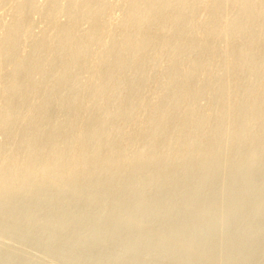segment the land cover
Instances as JSON below:
<instances>
[{
  "label": "rangeland",
  "instance_id": "374dc122",
  "mask_svg": "<svg viewBox=\"0 0 264 264\" xmlns=\"http://www.w3.org/2000/svg\"><path fill=\"white\" fill-rule=\"evenodd\" d=\"M100 1L101 0H94L93 3L91 2V6L93 5L92 7H96L100 3ZM102 1H104L103 2V8H102L100 15L98 16L99 19L97 18L95 20V22H98L102 26L103 31L101 29V31H99L98 38L95 39L94 41H90L87 39V35H86L87 33L86 32L90 29L92 23L91 22H83L80 20H72L73 19L72 14H75L77 12L76 10H78V8L80 7V6L77 7V5L74 4L73 0H66V1L60 0V2H59V0H31V1L30 0H28V1L27 0H0V42H1V40H4V42L0 44V48L2 47V49L0 50V97H3L4 99H6L8 96L9 97L11 96V93H14V92L16 93L18 90H20L26 86H28L27 92L29 91L28 94L30 95L26 99L25 102L22 101L21 103H19L20 101H14L15 103L12 102L11 104L7 105L6 107H1L2 109L0 108V121H1L0 122V164H1L0 165V169H1V171H0V184H2L4 181H6L5 184H7V185H5V184L0 185V196L4 195V193H5V196H2L0 198V248H1L0 249V264H8V263L9 264H104L105 262H106L105 264H114V263L115 264H138V262H139V264H169V263L170 264H176V263L177 264H200V263L201 264H211V263L212 264H219V262H220V264H264V257H262V256H264V246H262V245H264V243H262V242H264V218H262V217H264V163L261 162V161H264V155L260 156V153H259L262 149H264V142H262V143L260 142L261 141L260 137L262 138V141H264V134H262L264 132H261V131H264V128L261 129V127H264V124H262V122L261 123L259 122V120L261 121L260 117L264 116V115H261L259 113V111L261 113H264V112H262V110H264V109L261 110V108H262L261 106H264V102H262V104H261V99H262V101H264V97H262V96H264V85H262V84H264V74H262V73H264V69H262V68H264V59H262V58H264V57H262V56H264V51H260V53L258 52L261 49L264 50V45H262V44H264V43H262V42H264V40H262L261 44L259 43L260 45H257L258 42L256 44H254V42H255L254 40H256V38H259V36L262 35V32H264V30H260L262 27H258V28L256 27L260 31H258L256 28L255 29L254 28L253 29L247 28L248 30L241 29L239 31L235 30V31H231V37L229 36L230 39L228 37H224L223 35H221L220 37L216 36L215 37V38H217V40H216L215 38H213L212 32H214L213 28H218L219 25H221V20L220 19H217L216 21L212 20V19H214L213 11H211L212 7L210 8V6H206L208 8V10L207 9L205 10V8H206L205 5L197 6V7H199V9L196 7L194 10L196 14L193 12L192 16L189 17V19H186L185 23L187 22V24L181 23L182 25L180 24L175 29H170L171 32L169 30V34H167L168 30L166 31L164 29L167 25V22H166L167 20L165 22H162V23L157 24V25L154 24V25H156L155 27L147 25V27H145V28H140V29L134 30V29H132L131 24H129L127 19H126L128 11L130 9V6H129V4H131L130 1L129 2H128V0L127 1H125V0H102ZM31 2H34V3H31ZM66 2H68V3H66ZM55 3H56V5H55ZM57 3H60V4L58 5ZM24 4H26V5H24ZM32 4H34V6ZM67 4H69L70 6ZM78 5H80V4H78ZM27 6H28V8H27ZM55 6L56 7L59 6L60 8L57 7V8H59V9H57ZM16 8L18 9L17 11L15 10ZM54 8L56 10H54ZM70 8L72 10H70ZM21 9L23 10L22 13L19 12V11H22ZM64 9L66 10V13H65ZM202 9L205 12H201ZM231 9L232 10L229 11L230 17L231 16L234 17V16L238 15V12L240 13V11H238L240 8L238 9L236 7V10H235V7H234ZM58 12H60L62 14H60V13L58 14ZM233 12H235L234 16L232 14ZM70 13H71V15H70ZM177 13H178V10H175V12H171L170 15H172V17H173ZM202 13H204V14L202 15ZM209 13H210V15L208 16ZM197 14H198V16H197ZM16 15L18 17L19 16L20 17L14 18L13 16H16ZM192 17H193V19L191 21L190 19ZM201 17H203L204 19ZM50 18L51 19L54 18V19L50 20ZM199 19L201 20L200 23H199ZM13 20H14L15 26L12 25ZM76 22H78L77 23L78 25L76 24ZM190 22H192V24ZM209 22L211 23V26H209L210 25ZM17 24L20 26V28H18L19 26ZM51 24H52V26H51ZM55 24L56 25L58 24V26H56V28H54ZM70 24L74 25L75 32H73V33L71 32V29H69ZM161 24L163 25L162 27H161ZM215 24H216V26H215ZM22 25H23V27H22ZM185 25H187V26H185ZM5 26L6 27L8 26L7 28H10L7 32L8 33L7 36H6L7 33L5 32L7 30H4V28L7 29ZM12 26L15 28L13 29ZM191 27H193V28H191ZM202 28H203V31L201 30ZM12 29L15 31L14 34H13ZM52 29L54 30V32L52 31ZM65 29H67V30H65ZM162 29H164V30H162ZM192 29L194 30V33L192 32L193 31ZM198 29H199V31H197ZM251 29H252V31H251ZM262 29H264V28H262ZM57 30H58V32H57ZM128 30H129V32H131L130 37H125V33ZM205 30H207V31H205ZM254 30H256V31H254ZM18 31L21 32L19 36H18V34H19ZM245 31L246 32L249 31L250 33L247 32V34H246ZM62 32H64V33L62 34ZM79 32H82V33H79ZM110 32L112 33L111 34L112 36L110 35ZM158 32H160V34H158ZM162 32H163V34H162ZM183 32L185 34H183ZM256 32H260L261 34L258 35V33H256ZM46 33H48V34H46ZM78 33L80 34V36ZM115 33L118 34V36ZM188 33H191V34L188 35ZM234 33H236L238 36ZM252 33H253V36H252ZM254 33H256V34H254ZM4 34H5V36H4L5 39L3 38ZM12 34H13V36H12ZM50 34H52V36H56V38H54V41H53V42H55V40H56V42H55V44L52 42L47 47L43 43H44V40H46V38L48 36H50ZM69 34H70V36H69ZM72 34H74L75 36L73 35V37H72ZM113 34H114V36H113ZM121 34L124 37L121 36ZM206 34H208V35H206ZM241 34H244V36L242 35L243 36L242 37ZM248 34H250V35H248ZM107 35H108V38H107ZM172 35L174 37H172ZM204 35L207 36V38ZM14 36L16 37V39ZM136 36H137V38H135ZM155 36H157V37L155 38ZM198 36H200V38ZM57 37L60 39L58 40ZM140 37H142V38H140ZM195 37H197V38H195ZM139 38L142 40H140ZM237 38H238V40H237ZM252 38H254V39H252ZM66 39H68V41ZM209 39L213 42H211ZM218 39H221V40H219V42L216 43L215 41H218ZM233 39H234V42H232ZM15 40H17V41H15ZM62 40H64V41L62 42ZM126 40H129V41H126ZM137 40H139V41H137ZM246 40H247V42H246ZM76 41H78V44L75 45ZM80 41H81L82 45H81ZM143 41L146 45L145 44L141 45ZM135 42H138V44ZM170 42H171V44H170ZM205 42H207V44H205ZM223 42H225V43H223ZM12 43H13V45H12ZM177 43L178 44L183 43V44L178 45ZM210 43L213 45H211ZM218 43L220 45H218ZM226 43H227V45H226ZM234 43H236L237 45ZM244 43L247 46H244ZM52 44H54V46ZM115 44H119V45H115ZM132 44H133V46H132ZM224 44L226 45V48H227L226 50H224V52L226 51L225 53L222 52L223 49H225V48H223V47H225ZM84 45H85V52L83 53L82 56H80L81 54L79 53V49L81 48V46H84ZM121 45H122V47H124V49L122 47H120ZM140 45L142 46L141 48L139 47ZM221 45H223V46H221ZM241 45L243 46V49H245V50L242 49ZM50 46H52V49L49 48ZM60 46L62 47V49L58 48ZM68 46H72V47L68 48ZM76 46H77V48H76ZM168 46L170 47L171 50H169ZM41 47L42 48L44 47V49L41 50L42 49ZM46 47L49 49L45 50ZM232 47H234V48H232ZM102 48H104L103 52H102ZM139 48L141 49V51H138ZM146 48H147V50H146ZM162 48H164V49H162ZM198 48L199 49L201 48V49L199 50ZM239 48H241V49L239 50ZM188 49H190L191 51ZM216 49H218V50H216ZM10 50H12L13 53H10L11 52ZM53 50H55L56 52ZM65 50H66V52H65ZM159 50H160V52H159ZM230 50L231 51L233 50V51L231 52ZM235 50H236V52H235ZM247 50H249V51H247ZM104 51L107 54H105ZM116 51H118V52H116ZM54 52H55V54H54ZM189 52H192V53H189ZM207 52L209 55L207 54ZM210 52H212V53H210ZM214 52L216 53V55ZM70 53H72V54H70ZM111 53H115L116 55L111 54ZM126 53L128 54V56L126 55ZM144 53L146 54V56L144 55ZM158 53L160 55L162 54V56L160 57V55ZM221 53H223V54H221ZM258 53L260 55L262 54V56L258 55ZM31 54H32V56H31ZM36 54H38V55L36 56ZM56 54H58V55H56ZM74 54H75V56H74ZM8 55L11 56V58L8 57ZM178 55H180V56H178ZM189 55H190V57H189ZM40 56H42V58L44 60ZM101 56H102V58H101ZM139 56H140V58L138 59ZM153 56H156V57L154 58ZM232 56L235 57L234 59L236 61H234ZM25 57L27 60L25 59ZM182 57H184V58L182 59ZM238 57H239V59H238ZM242 57H244L243 58L244 60L240 59ZM249 57H250V59H249ZM258 57H260L259 59H261V60L255 59ZM13 58H15V59H13ZM22 58H24V59H22ZM119 58H120V60H119ZM157 58H158V60H157ZM178 58H180V59H178ZM220 58H221V61H218V60H220ZM50 59H52V60H50ZM203 59H204V61H203ZM231 59L233 61L228 62V60H231ZM254 59H255V61H254ZM17 60L20 62L17 63ZM209 60H212L213 62L209 63L210 62ZM42 61H44V62H42ZM110 61H113L114 63H112ZM171 61L174 64V66L171 65L172 67L170 65H168V64H172ZM180 61L183 64H181ZM191 61L193 63H190ZM200 61H202V62H200ZM253 61L255 62V64L253 63ZM21 62H23V63H21ZM198 62H199V64H198ZM220 62H223L224 64L220 63ZM230 62L233 64V66ZM15 63H16V65L17 64L18 65L16 66ZM42 63L44 65L47 63V65L44 66ZM94 63L96 65H98L97 67L102 66L101 68H97L98 73L95 71H93V72L91 71V70H94L93 69ZM212 63H217V64L212 65ZM218 63L221 65L223 64L224 66L223 65L219 66ZM241 63L244 65H242ZM245 63H246V65H245ZM250 63L251 64L253 63V64L251 65ZM37 64H39V66ZM41 64L43 65V67ZM66 64L68 66V69L66 67ZM122 64H124V65H122ZM138 64H139V66H138ZM20 65H21V67H20ZM24 65L27 67L28 70L26 69V67ZM49 65H51V66L48 68ZM63 66H65L66 68ZM112 66L114 68H112ZM133 66H134V68H133ZM198 66H200L199 68L200 69L202 68V70L196 69ZM204 66H206V67H204ZM240 66H243V67H240ZM244 66L247 67L246 70L242 69V68H244ZM254 66H255V68H254ZM259 66H262V68H259ZM34 67H36L37 70ZM145 67H148V68L145 69ZM175 67H177V68H175ZM203 67H204V69H203ZM207 67H209L210 69H208ZM225 67H226V69H225ZM13 68H14V70H12ZM171 68H173V69H171ZM214 68H216V69H214ZM238 68H240V70H238ZM105 69H106V71H105ZM232 69L235 71L233 72ZM251 69H252V71H251ZM34 70H35V72H34ZM44 70L45 71L48 70V71L44 72ZM61 70L62 71L64 70V71L62 72ZM203 70H205V71H203ZM208 70H210V71H208ZM224 70L226 72H224ZM149 71H150V73H149ZM195 71H197V72H195ZM211 71H212V73H211ZM118 72H119V74H118ZM198 72H200V73L198 74ZM206 72H207V74H206ZM215 72H217V74L218 73L222 74L223 77L215 74ZM242 72H243V74H242ZM246 72H247V74H249V77L247 76ZM250 72H251V74H250ZM41 73L42 74L44 73V76L41 75ZM254 73H257V74L254 75ZM13 74L16 77H19V76L21 77V78H18L17 83L14 82L15 80L13 79L14 78ZM99 74H100L101 78H100ZM106 74L108 76H106ZM148 74H150V75L148 76ZM155 74H158V75H155ZM237 74L238 75L240 74V76H238ZM260 74L262 77L259 76ZM120 75H122V76L120 77ZM196 75H198V77ZM236 75H237V79H236ZM28 76H30V78ZM191 76L195 79H193ZM216 76H217V78H215ZM245 76L248 78L247 80H246ZM149 77L152 79H150ZM184 77L186 80L184 79ZM201 77H204V79ZM254 77H256V78L254 79ZM145 78H147V79H145ZM228 78H229V80L231 78L232 79L230 81H228ZM239 78H241V79H239ZM252 78L254 81L257 80L256 83L252 80ZM56 79L58 80V82ZM180 79H182V80H180ZM187 79H190V81ZM221 79L223 82L221 81ZM226 79H227V81H226ZM235 79H236V82L234 81L231 83V81H233ZM10 80H11V82H10ZM261 80H262V82H260ZM53 81H54V84H52ZM169 81H171L172 83L170 82V84H168ZM186 81H187V83H185ZM191 81H192V83H191ZM214 81H216V82H214ZM239 81H241V82H239ZM101 82H102V84H101ZM104 82H106V83L104 84ZM111 82H113L115 85L111 84ZM194 82H196V83H194ZM237 82H238V84H237ZM242 82H243V84H242ZM244 82H246L247 84ZM107 83H108V85H106ZM132 83H134V84H132ZM235 83H236V85H235ZM50 84H51V86H50ZM148 84L150 86H148ZM165 84H168V85L166 86ZM245 84L248 87H246ZM257 84H259V85H257ZM17 85H19V87ZM111 85L114 86L115 90H112L113 86H111ZM134 85H139V86H134ZM22 86H24V87H22ZM108 86L110 89L108 88ZM120 86H121V88H120ZM11 87H13V88H11ZM199 87H201L202 89H200ZM218 87H220V88H218ZM236 87H237V89H236ZM37 88L38 89L40 88V89L37 90ZM118 88L120 89V91ZM162 88L165 91L162 92ZM166 88H167V90H166ZM204 88L205 89L207 88V89L205 90ZM180 89H182V90L178 91ZM186 89H188V91ZM191 89H192V91H191ZM244 89H245V91H244ZM248 89L250 91L253 89L254 91L250 92V91H248ZM32 90H33V92H32ZM116 90L118 93L115 94ZM159 90H161V92ZM183 90H186V91H183ZM220 90H221V92H219ZM226 90H228V91H226ZM237 90H238V92L241 91L243 93V95L241 94V92L238 94H234V93H236ZM34 91L37 92V94H35ZM137 91H139V92H137ZM149 91L152 93H150ZM194 91H195V93L193 94L192 92H194ZM208 91L212 92V93H208ZM217 91H218L217 94L214 93ZM231 91L232 92L234 91L233 94ZM30 92H32V93H30ZM111 92L113 95L110 94ZM181 92L183 94H181ZM184 92L187 94L184 95ZM247 92H249V93H247ZM259 92H262V93H259ZM163 93H164V95H163ZM198 93L201 95V97H199ZM227 93H228V95H227ZM245 93H247V94H245ZM48 94L50 96V99L48 97ZM212 94H213V96H215L214 98H217V99H214L212 97ZM220 94H222L221 95L222 97L220 96ZM224 94H225V96H224ZM253 94H254V96H253ZM124 95H126V96H124ZM152 95H154V96L152 97ZM172 95H173V97H172ZM174 95L176 97L179 96V98H178L179 101ZM189 95L191 97L192 96L193 97L191 98ZM194 95H196V96H194ZM216 95H218V96H216ZM232 95L235 97L233 98ZM236 95L239 97L238 100L236 99ZM251 95H252V97L249 98V96H251ZM259 95H261V97ZM104 96H106L107 99L104 98ZM108 96H109V98H108ZM112 96H113V98H112ZM180 96H181V98H180ZM245 96H246V98H249V99H246ZM170 97H171V99H170ZM209 97H210L211 101L210 100L208 101ZM243 97L245 98V100L242 99ZM29 98H30V100H29ZM154 98H157V100L154 101ZM185 98H187V99H185ZM225 98H226L227 102H230V105H229V103H227L224 100ZM255 98H257V99H255ZM40 99L41 100H43V99L48 100V104L46 107L47 110L45 109L44 110L45 112L43 111V114L37 113V112H30V114H28L29 112H28L27 108L29 106H32V104L38 103ZM94 99H96V100H94ZM131 99H133V101ZM167 99H168V101H166ZM194 99H196L197 101ZM218 99L220 101L223 100V102L221 103ZM240 99H242V101ZM128 100L129 101L131 100V101L128 102ZM169 100H170V102H169ZM172 100H174L175 103H177V104H175L174 101H172ZM185 100H187V101H185ZM83 101H85V102H83ZM252 101H254V102H252ZM257 101H259V103ZM98 102H100V103H98ZM235 102L238 104H235ZM245 102H247V103L245 104ZM248 102H249V104L250 103L251 104L249 105ZM255 102L257 103L256 108H255V104H256ZM66 103H68V104H66ZM211 103H214L215 105L211 104ZM84 104H86V105H84ZM115 104H117L118 107ZM118 104L122 105V107L119 106ZM124 104H125V107L128 105L126 108H129V109L124 108ZM153 104H155L154 107L152 106ZM183 104H184V108H182ZM193 104H195V106ZM197 104H199V107ZM218 104H221V105L223 104L222 105L223 107L221 105H218ZM147 105L149 107L146 108ZM234 105H236V107ZM251 105L256 110H254ZM82 106H83V108H82ZM172 106H173V108H172ZM180 106H181V108H180ZM188 106L193 108V109L191 108L192 112L197 110V111H195L196 114H195V112L192 113L191 111H189L188 109H190V107H188ZM210 106L213 109L212 108L210 109ZM242 106H243V108L245 106L244 109L247 111H250V112L247 113V111H245V110H243V108H241ZM79 107H80V109H78ZM174 107H177L178 109H176ZM197 107L200 109H198ZM215 107H218V108H215ZM74 108H76V109H74ZM116 108H117V110H116ZM122 108H123L124 112L122 111ZM161 108L163 110H161ZM229 108H230V110H229ZM237 108H238V110H237ZM146 109L147 110L149 109V110L147 111ZM150 109H152V110H150ZM166 109H169V111L168 110L166 111ZM184 109L186 112L187 111L190 112L188 117H187L188 112L185 113ZM203 109L205 112L203 111ZM231 109H233V110H231ZM257 109H258V112L256 113ZM26 110L28 113L26 112ZM145 110H146V113H145ZM154 110L158 113H155ZM174 110L177 112H175ZM179 110H183L184 112H181L182 114L180 113L181 115L178 116L177 114L179 113ZM198 110H199L200 114L198 113ZM200 110H202V111H200ZM234 110H236L237 115H238V112H240L238 117H237L236 112ZM117 111H119V112H117ZM120 111H122V112H120ZM134 111H135V113H134ZM150 111H151V113H150ZM241 111H242V113H241ZM244 111L248 115H245ZM107 112H109V113H107ZM139 112H140V114H139ZM165 112H167V113H165ZM170 112H172V113H170ZM227 112H232V113L226 114ZM31 113L35 116V118ZM112 113H114V114L116 113V115H114ZM118 113H119V115H117ZM149 113H150V115H149ZM160 113H162V114H160ZM220 113H222V115H220ZM234 113L236 116L234 115ZM253 113H255V115ZM25 114L27 115V117L29 119L26 117ZM124 114H128V115L131 114V115H129V116L127 115V117L125 115L124 117H122ZM133 114H134V116H136V118L138 117L137 122H139V123L136 122V120H135L136 118L134 116L132 118ZM143 114H144V116H143ZM151 114H152V116H151ZM159 114H160V116H159ZM163 114H164V116H162ZM229 114H230V116H229ZM243 114L245 116L242 117L243 118L242 119L241 115L243 116ZM251 114H253V115H251ZM257 114H258V116H257ZM41 115L43 117H41ZM107 115H109L111 118ZM167 115H169V116H167ZM182 115H184V116H182ZM199 115H201V117ZM30 116L33 119L30 118ZM36 116H37V118H36ZM105 116L107 117L106 119H108V118L110 119V120L108 119L109 120L108 123L106 122L108 120H106V119L104 120ZM141 116L144 117V118L142 117L143 118L142 121H141ZM180 116L184 117V118H181ZM192 116H194L193 117L194 119L192 118ZM207 116H208V118H206ZM212 116H214V117H212ZM220 116L221 117L223 116L224 118H220ZM228 116L230 119L231 118L234 119L235 124H234L232 119L230 120L228 118ZM233 116H235V117H233ZM246 116H248L247 117L248 120L244 119ZM6 117H8V118H6ZM119 117H122V118H119ZM163 117L166 118V121L164 119L162 120ZM175 117L177 119H175ZM178 117L180 118V121H181V119H185V121H186L185 123L188 125V126L186 125L188 134L186 132L185 137L188 138L191 135H193V136L196 135L197 137L195 136L193 138V136H192L189 139L183 140V138H185L183 135L181 137L183 142L182 141H180V142L182 144H185V145H181V151L179 153V155H181V156L183 155V156H182V158H181V156L179 157V155H177L178 157L174 156L175 157V160H174V158L172 156H171L172 158L170 157V155H173V154H171L172 151L171 152L169 151V150H172L173 148H170V145L167 144L166 142H167L168 138H171V140H173V137L176 136L174 129H177L178 128L177 126L181 125V122L179 121ZM209 117H211V118H209ZM252 117H253V120L250 119ZM257 117L259 118V120H257L258 119ZM5 118H6V120H5ZM100 118H102L104 123L106 122L105 123L106 125L104 123H102V120ZM148 118H150L151 120L150 119L148 120ZM152 118H154L153 121H152ZM159 118L161 119V121ZM199 118H201L202 121L204 119L203 122H205V119H207L206 122L207 121L208 122L207 123L205 122V126H207L206 124L209 123L208 127L210 126V121H211L213 123V124H211V126L213 128H208V127L206 128L204 126L203 122H201V120H198ZM7 119H10V120H7ZM27 119H28V121H27ZM53 119H55V120H53ZM224 119H226V120H224ZM227 119L232 121L233 124H232V122L230 124V121ZM235 119H240L237 121L239 123H236ZM249 119L252 122L248 123V121H250ZM29 120H30V122H29ZM46 120L47 121L49 120V121L47 122ZM156 120H157V122H156ZM173 120H178V121H174V124H173ZM244 120H246V122ZM8 121H10V122H8ZM11 121L15 122L16 124L12 123ZM23 121H25V122H23ZM117 121L118 122L120 121L119 124L117 123ZM199 121H200V123H199ZM242 121H244V123ZM257 121L260 123V124L258 123L259 125L257 124ZM262 121H264V119H262ZM7 122H8V124H7ZM49 122H50V124H49ZM82 122H83V124H82ZM140 122H142V123H140ZM148 122H150V124ZM167 122H169L171 125L170 124L168 125ZM177 122H179V123H177ZM215 122H217L218 124L222 123L219 126H222V127L225 126L224 127L225 129H227V127H228V130H227L228 133L224 128L219 127L218 125H214V124H217ZM1 123L3 125H1ZM17 123L20 126V128H17V126H16ZM28 123L29 124L31 123L33 125L32 128H31V124L29 125ZM56 123L57 124L59 123V124L57 125ZM154 123H155V125H154ZM156 123H158V125L161 126L162 129L160 127L157 128L158 125ZM201 123L203 124V126ZM227 123L230 124L231 129H229L230 128L228 126L229 124L226 125ZM252 123L255 124V127ZM20 124H22L24 126H22ZM35 124H36V126H35ZM54 124H56V126H58V127H56ZM115 124H117L118 126L117 125L115 126ZM120 124L122 126H120ZM151 124H152V127H151ZM178 124H180V125H178ZM190 124H192V125H190ZM62 125H63V127H62ZM173 125L176 126L177 128H175ZM194 125L198 126L197 127L198 131L196 134H195L196 129L194 130V128H196V126H194ZM237 125L239 126V128ZM71 126H74V127L77 126V127L74 128ZM79 126L82 128H80ZM132 126L133 127L136 126L137 129L135 127L133 128ZM163 126H166V127L164 128ZM172 126H173V128H172ZM183 126H185V124ZM217 126L219 128H217ZM259 126H260V128H259ZM24 127H25V129L27 128L26 130H29L30 128L32 130L30 129V131L24 132L25 131ZM35 127L37 129L36 132L35 133L31 132L34 130ZM44 127L46 128V130H44L45 129ZM101 127H102V129H101ZM123 127H124V129H123ZM150 127L152 129L148 130V129H150ZM204 127H205V129H204ZM242 127H243V129H242ZM245 127L248 129H246ZM11 128L14 129L15 131L12 130ZM64 128H66L67 132ZM69 128H70V130H68ZM77 128H80V129H77ZM98 128H100V130ZM140 128L142 129L141 131H140ZM154 128H156L155 130H158V131H156V133L154 132ZM186 128L184 127L185 130H186ZM214 128L218 129V130H213ZM20 129H22V130H20ZM112 129H113V131L117 130L116 131L117 133L112 131L114 134L113 133L111 134L110 130H112ZM118 129H121V130H118ZM165 129H166V131H165ZM190 129H191V131H190ZM235 129H237V131ZM239 129L240 130L242 129L241 132L239 131ZM254 129H255V131H254ZM38 130L39 131L42 130V131L39 132ZM85 130H87V132ZM135 130H136V132H135ZM160 130H161L160 133L163 136H165V138L163 136H161V134L159 133ZM210 130H213V131H210ZM244 130H246V132ZM256 130H258L260 133ZM21 131H22V133H21ZM37 131H38V133H37ZM89 131L92 132L93 134L88 135ZM169 131H171V132H169ZM172 131H174L173 132L174 135H172ZM192 131H193V133H192ZM202 131H205V134ZM207 131H208V133H207ZM233 131H235L236 134ZM78 132H80V133L86 132L87 135H85V134L81 135ZM201 132L204 134L203 136L209 135L211 138H213L212 141L213 140L217 141L219 138L220 139H226L228 141L229 145L223 146L222 149L218 148L219 152L218 151L216 152L217 147L212 146V144L215 141L212 142L211 138L209 136H208V139L205 140L206 138L201 135L202 134ZM214 132H216V133L220 132V134L217 133L219 135L216 136L217 134ZM222 132H223L224 138L222 136ZM229 132H231V133H229ZM232 132H233V134H232ZM237 132H238V134H237ZM109 133L112 136L115 135L116 137L113 136V138L110 139L109 137H111V136ZM138 133H139V135H138ZM140 133L142 136L140 135ZM225 133H227L228 135L225 136L226 135ZM239 133L242 134V135L240 134V138H238ZM255 133L256 134L258 133V135L256 136ZM33 134L34 135L36 134V136H34ZM108 134H109V136H108ZM118 134H120L119 135L120 137H118ZM134 134L138 136L137 139L142 137L139 139L140 140L139 143H138L139 140L133 139L135 137ZM156 134H159L161 138L159 137V135H156ZM164 134H166V135H164ZM230 134H232V135H230ZM245 134H248V135H245ZM76 135L78 136V138ZM150 135H152V136L150 137ZM167 135H168V137H167ZM153 136H154V139H153ZM155 136H156V138H155ZM236 136H237V138H234ZM243 136L244 137L248 136V137L247 138L245 137L246 138V140H245V139H243L244 138ZM29 137H31V139ZM32 137H33V140H32ZM131 137H132V139H131ZM196 138L198 139L199 143H201V146H200V144L197 143L198 141L196 140ZM254 138H255V144H254ZM109 139H110V141H109ZM148 139H149V141H148ZM152 139L155 141L153 142ZM200 139L201 140L203 139L202 140L203 142H201ZM237 139L238 140L241 139V142L243 144L245 141L247 142V143L245 142L246 145L245 144L243 145V144H241L240 141L239 142L237 141L238 145L240 146V149H239L240 151L237 150L239 148L237 143H234L235 145L232 144V141L233 140L236 141ZM250 139L253 142H251ZM30 140L33 142V144ZM76 140L77 141H83V142L86 140V142H84L85 144L83 143L76 148V146H75V142H77ZM131 140H134V141H132V143H136V146H134L135 144L131 145V147L128 146V145L132 144ZM171 140L169 139V141H171ZM187 140L189 142H187ZM256 140L259 142H257ZM135 141H137V142H135ZM163 141H165V142H163ZM184 141H186V142H184ZM193 141H195V142H193ZM206 141H209V142L211 141L210 145H208L209 142H206ZM190 142L192 143L191 145H190ZM164 143H166V145L163 146ZM187 143H188V145H187ZM204 143H205V145L206 144L207 145L205 146ZM27 144L28 145L30 144L32 146H34V144H35V146L30 147ZM138 144H140V145H138ZM156 144H158V146H160V147H158ZM194 144H196V147H195L196 151L193 150V149H195ZM247 144H249V146ZM26 145L28 146L27 148H26ZM189 145H190V148H191V146H193V145L194 146L191 148V150L189 149V151H188V149H186V153H188V154H186L187 155L186 156L185 152H184V150H185L184 148L186 146H189ZM202 146H203V148H201ZM232 146L235 147V149ZM244 146H246V147H245V149H243L244 150L243 151L242 148ZM250 146L252 148H254V150ZM256 146H258V147L256 148ZM81 147H82V149H81ZM125 147L127 149H125ZM132 147H134V148L140 147L139 149H142V147H143V149L146 151V153H145V151L143 152L144 154L139 153V151H138L139 149L136 148V149H138L137 153L139 154V155L138 154L136 155V154H134V152H136V149H134V148L132 149ZM144 147L148 150H146ZM153 147H155V148L157 147V149H154V150H156L155 153H154ZM208 147H209V149L211 148L210 152H208V149H206ZM226 147L227 148L229 147V149L231 147L232 148L229 151V149H227ZM236 147H237V149H236ZM129 148L133 151V152H130V155L128 154L129 151H131ZM160 148H162V149L160 150ZM165 148L166 149L168 148L169 150L168 149L166 150ZM213 148H215L216 150L214 149V151H213L212 150ZM225 148H226V151H225ZM247 148H249L250 151ZM163 149H164V151H163ZM197 149H198V151H197ZM203 149H205V150H203ZM255 149H257V151ZM122 150H123V152H122ZM236 150L239 151V153L241 152L240 158L241 159L245 158L244 160L247 159L246 160L247 162L240 160V158L238 156L239 153L236 152ZM241 150L243 151V153ZM251 150H253L254 152H252ZM147 151H149V152H147ZM151 151H153V152H151ZM165 151H166V153H165ZM190 151H192V152L190 153ZM193 151H194V153H193ZM245 151L248 154H246ZM262 151H264V150H262ZM262 151H261V154H264V152H262ZM76 152H77V154H76ZM115 152H117V153H115ZM150 152H151V154H150ZM196 152H197V154L200 152L201 155L198 154V156L200 158L197 156ZM213 152L220 153V154H218V156H220V158L218 156H216L217 155L216 153L213 154ZM224 152L226 154H224ZM231 152H234V153H231ZM72 153L74 154L75 157L73 156ZM161 153L163 154V156ZM221 153H222V155H221ZM228 153H230V154H228ZM244 153L246 154V156H243ZM257 153H258V155L256 156V158L251 159L250 156L253 155L255 157V155ZM145 154L146 155L149 154V155L146 157H143V156H145ZM153 154H155V155H153ZM165 154L167 155L166 158L164 157ZM209 154L212 156L214 155V156L211 157V156H209ZM233 154L234 155L236 154L235 155L236 159H239L240 163H238V161L235 160V156ZM76 155L78 156L77 158H76ZM122 155H123V157H122ZM124 155L127 156L128 159ZM188 155H190V156H188ZM202 155L207 156L206 159L204 158V156L202 157ZM226 155L227 156L229 155V156L227 157ZM129 156L132 159L129 158ZM184 156H186V160H185V158L183 159ZM193 156L196 157V159L193 158ZM253 156H252V158H253ZM140 157H143L144 160H143V158H140ZM190 157H191V160H189ZM201 157L204 158V160ZM231 157L232 158L234 157V158L230 159ZM246 157H248V158H246ZM71 158L72 159H74V158L79 159V161H77V160L75 161V159L72 160ZM122 158H125V159L122 160ZM134 158L136 161L134 160ZM198 158H199V160L202 159L203 162L201 160L199 161ZM209 158H211V159H209ZM223 158L227 159V160H225L226 163L228 162L227 167H224L227 164L224 163L225 161L223 160ZM126 159H127V162L129 160H130V162L125 164ZM138 159H139V162L137 163ZM140 159H142L143 161L141 160L142 162H140ZM149 159L152 163L151 165H153V164L155 165V166H152V168L154 167L152 170H151V165L149 163L150 162ZM152 159L154 162L152 161ZM160 159H161V161H160ZM176 159H179V160H176ZM218 159H222V162ZM228 159H230L231 161ZM80 160H81V162H80ZM131 160H134V161H131ZM217 160L219 161V163H216ZM232 160L233 161L235 160V161L233 162ZM14 161L15 162L17 161L20 164L23 163V165H25V169L22 168L19 170L20 166L18 167V165H16L18 168L15 165H14L15 167L11 168L13 170L15 168V171L9 169L10 165L13 166L12 163ZM82 161H83V164H82ZM190 161H192V163ZM196 161H198V162L196 163ZM255 161H256V163H255ZM27 162H28V164H30L29 167H30L31 171L28 170L29 167H28ZM57 162H58V164H57ZM73 162H75V164H73ZM133 162H134V164H133ZM159 162H161V163H159ZM162 162L165 164L163 165ZM169 162L171 164H169ZM173 162H174V166L172 165ZM200 162H201V164H200ZM206 162H208V163H206ZM209 162H211V163H209ZM260 162H261V164H260ZM60 163H62V165L66 166V167L61 166ZM67 163H68V166L70 164V168H68ZM71 163H72V165H71ZM120 163H123V167L120 166V165H122ZM140 163H141V165H140ZM142 163H144V164H142ZM204 163H206V164H204ZM34 164H35V166L33 167ZM47 164H49V166ZM77 164H78V166H77ZM80 164L85 165V166L80 167ZM118 164H120V165H118ZM145 164L147 166L148 165H150V166L147 167ZM159 164H162V167L165 166V169L162 168L161 165H159ZM188 164H189V166H188ZM44 165H46V167H44ZM130 165H131V169H132V166H134V165L136 167L138 166L139 168L133 167L134 169L131 170L129 168ZM170 165L172 168H169ZM1 166H3L4 169ZM86 166H87V168H86ZM115 166L119 171L125 170V169H129V170L128 171L127 170L121 171L119 173L116 170ZM175 166H177V167H175ZM178 166H179V168H178ZM185 166H186V168H185ZM219 166H220V168H219ZM239 166H240V168L238 169ZM31 167H33L34 170H33V168L31 169ZM60 167L62 168V171H61ZM74 167H76L77 169ZM140 167L143 170H141ZM159 167L162 169L160 170ZM42 168L44 171L42 170ZM84 168H86V169H84ZM92 168H93V171H92ZM35 169L40 170V171L35 172L36 171ZM64 169H65V171H64ZM68 169H69V172H68ZM106 169H107V171H106ZM139 169L141 172L139 171ZM231 169H234V170L231 171ZM10 170L12 171V173ZM17 170H19V171H17ZM26 170H27V174H30V176H27ZM77 170H79L81 172H79ZM108 170H109V173H108ZM238 170H239V172H238ZM126 171H127V173H126ZM132 171H134L135 173L134 172L131 173ZM156 171H158L160 173L162 178L158 177L160 175ZM162 171H163V173H162ZM4 172H6V173H4ZM13 172H14V174H13ZM23 172H25L24 173L25 175L23 174ZM30 172L31 173L33 172L34 174L33 173L31 174ZM57 172H59L58 175H57ZM62 172H63V175H62ZM136 172L138 174H136ZM184 172H186V173H184ZM197 172H198V174H197ZM237 172L240 174L241 177L238 175ZM10 173H11V175H10ZM205 173H207V174H205ZM4 174H6L5 178H3L5 176ZM59 174H61V175L59 176ZM18 175H19V177H18ZM114 175H116L115 178L113 177ZM121 175H122V177H121ZM155 175H157V176H155ZM166 175L168 177L171 176L170 177L171 179L168 178ZM203 175L205 176L206 179L204 178ZM22 176H24L23 178H26V179L22 180ZM163 176H164V178H163ZM68 177H69V179H68ZM110 177H112V178H110ZM165 177L168 179L167 181H166ZM186 177L188 180L186 179ZM27 178L29 179L28 181L31 183H28ZM32 178H33V181H31ZM190 178H191V181H190ZM235 178H236V180H234ZM1 179H2V181H1ZM12 179H13V181H11ZM18 179H19V181H18ZM192 179H194V180L192 181ZM207 180H209V181H207ZM17 181L20 182V184H23V182H24L25 186L23 187L24 184L20 185ZM61 182H63V184ZM207 182H209V183H207ZM240 183H242V184H240ZM13 184H15V185L18 184V185L13 186ZM68 184H69V186H68ZM221 184H223V185H221ZM64 185H67V187ZM28 187H29V189H28ZM200 187H201V189H200ZM246 187L248 189H246ZM2 188H4V189H2ZM146 188H148V189H146ZM222 188H223V190H222ZM6 190H9L10 192L6 191ZM239 190H242V191H239ZM243 190H245V191H243ZM192 191H193V193H192ZM128 192H130V193L128 194ZM1 193H2V195H1ZM159 194H161V195H159ZM212 195H214V196H212ZM174 198H176L177 202L175 201ZM125 199H126V201H125ZM189 201H190V203H189ZM222 201H223V204H222ZM164 202H165V204H164ZM188 208H190V209H188ZM226 210H228V211H226ZM138 211H140V212H138ZM144 211H145V213H143ZM220 211L222 214L220 213ZM203 214H204V216H203ZM213 214L215 215V217ZM234 214H236V216ZM187 216H189V217H187ZM195 218H196V220H195ZM242 219H243V221H242ZM226 221H228V222H226ZM176 222H178V224ZM223 222H224V224H223ZM139 223H141V224H139ZM244 225H246V226H244ZM235 226H237V227H235ZM7 227H8V229H7ZM82 227H84V228H82ZM221 227L223 229H221ZM184 229H186V230H184ZM41 230L43 231V233ZM86 230H88V231H86ZM138 231H139V233H138ZM128 232L130 234H127ZM172 233H173V235H172ZM7 234H8V236H7ZM53 235H54V237H53ZM159 236H161V237H159ZM245 236H247V237H245ZM8 237H10V238H8ZM203 239H204V241H203ZM210 239H211V241H210ZM243 239H244V241H243ZM224 241H225V243H224ZM221 242H222V245L220 244ZM247 242L250 244V246H249V244H247ZM259 242H260V244H259ZM182 244H184V245H182ZM176 246H178V247H176ZM237 246L238 247L241 246V247L238 248ZM150 247H152V248H150ZM180 247H182V248H180ZM193 248H194V250H193ZM252 249L254 251H252ZM180 250H181V252H183V254L181 252L179 253ZM134 251H136V252H134ZM239 251H241L240 254H239ZM123 252H125L126 254ZM202 252H203V254H202ZM123 254H124V256H123ZM188 254H190V255H188ZM22 256L23 257L26 256V257L23 258ZM221 257L223 259H221ZM168 259H169V262H168ZM188 259H190V260H188ZM213 259H215L216 261L218 260V261L216 262ZM240 259H241V262H240ZM148 260H149V262H148ZM117 261H119V262H117ZM213 262H215V263H213ZM224 262H226V263H224Z\"/></svg>",
  "mask_w": 264,
  "mask_h": 264
},
{
  "label": "bare ground",
  "instance_id": "6f19581e",
  "mask_svg": "<svg viewBox=\"0 0 264 264\" xmlns=\"http://www.w3.org/2000/svg\"><path fill=\"white\" fill-rule=\"evenodd\" d=\"M27 1H28V0H27ZM30 1H31V0H30ZM64 1H66V0H64ZM93 1H94V0H73L74 4L77 5V7H78V6H80V7L78 8V10H76L77 12H76L75 14H72V15H73V19H72V20H80V21H83V22H91V23H92L90 29H89L88 31L86 30V31H87L86 33H87V34L85 33V34L87 35V39L90 40V41H94L95 39H97V38H98V35H99V31H101V29H102V26H101L98 22H95V20L98 18V16L100 15V13H101V11H102V8H103V2H104V1L101 0L100 3H99L96 7H92L93 5L91 6V2L93 3ZM125 1H127V0H125ZM129 1H130L131 4H129L130 9L128 8L129 11H128V14H127V16H126V19H127L128 23L131 24L132 29H134V30H135V29H140V28H145V27H147V25H150V26H154V27H155L157 24H160V23L165 22V21L167 20V21H166V22H167V25H166V27H165L164 29H165L166 31L168 30V31H167L168 33H167V32H166V33L169 34V30H170V29H175V28H176L177 26H179L181 23H182V24H187V22L185 23L186 19H189V17L192 16L193 12L195 13L194 10H195V8H196L197 6H199V5H201V6H202V5H205V7H206V6H210V8L212 7V10L210 9L211 11H213V17H214V19H212V20H215V21H216L217 19H220V20H221V25H219V27L217 26L218 28H213V31H214V32H212V33H213V38H215L216 36H219V37H220L221 35H223L224 37H228V38H229V36L231 37V31H235V30H236V31H237V30L239 31V30H241V29H246V30H248L247 28H252V29L254 28V29H255L256 27H257V28H258V27H262V28H264V0H128V2H129ZM50 2H51V1H50ZM59 2H60V0H59ZM69 2H70V1H69ZM73 2H72V3H73ZM31 3H34V2H31ZM66 3H68V2H66ZM70 3H71V2H70ZM49 4H50V3H49ZM57 4L59 5L60 3H57ZM61 4H62V3H61ZM78 4H80V5H78ZM24 5H26V4H24ZM32 5L34 6V4H32ZM55 5H56V3H55ZM67 5H69V4H67ZM50 6H51V5H50ZM53 6H54V5H53ZM64 6H65V5H64ZM69 6H70V5H69ZM48 7H49V6H48ZM55 7H56V6H55ZM57 7H59V6H57ZM57 7H56V8H57ZM203 7H204V6H203ZM234 7H235V10H236V7H237L238 9L240 8V9L238 10V11H240V13L237 11V12H238V15L234 16L235 12H233L232 14H233L234 17H232V16L230 17V15H229V11L232 10L231 8H234ZM19 8H20V7H19ZM21 8H22V7H21ZM24 8H25V7H24ZM27 8H28V6H27ZM59 8H60V7H59ZM59 8H57V9H59ZM65 8H66V7H65ZM197 8L199 9V7H197ZM200 8H201V7H200ZM22 9H23V8H22ZM22 9H21V10H22ZM76 9H77V8H76ZM206 9L208 10L207 7L205 8V10H206ZM15 10L17 11L18 9L16 8ZM34 10H35V9H34ZM34 10H33V11H34ZM54 10H56V9L54 8ZM62 10H63V9H62ZM64 10H65V9H64ZM70 10H72V9L70 8ZM175 10H178V13H177L175 16L172 17V15H170V14H171V12H175ZM33 11H32V12H33ZM58 11H59V10H58ZM60 11H61V10H60ZM198 11H199V10H198ZM19 12L22 13L23 10H22V11H19ZM61 12H62V11H61ZM63 12H64V11H63ZM69 12H70V11H69ZM71 12H72V11H71ZM201 12H205V11H203V9H202ZM231 12H232V11H231ZM231 12H230V13H231ZM15 13H16V12H15ZM17 13H18V12H17ZM59 13H60V12H58V14H59ZM65 13H66V10H65ZM25 14H26V13H25ZM47 14H48V13H47ZM60 14H62V13H60ZM125 14H126V13H125ZM195 14H196V13H195ZM203 14H204V13H202V15H203ZM14 15H15V14H14ZM17 15H18V14H17ZM17 15H16V16H13V17H14V18H15V17H18ZM23 15H24V14H23ZM23 15H22V16H23ZM70 15H71V13H70ZM205 15H206V14H205ZM205 15H204V16H205ZM209 15H210V13L208 14V16H209ZM48 16H49V15H48ZM193 16H194V15H193ZM197 16H198V14H197ZM197 16H196V17H197ZM204 16H203V17H204ZM19 17H20V16H19ZM19 17H18V18H19ZM52 17H53V16H52ZM54 17H55V16H54ZM203 17H201V18H203ZM206 17H207V16H206ZM210 17H211V16H210ZM199 18H200V17H199ZM24 19H25V18H24ZM46 19H47V18H46ZM53 19H54V18H53ZM53 19L50 18V20H53ZM98 19H99V18H98ZM123 19H124V18H123ZM123 19H122V20H123ZM192 19H193V17H192L190 20L192 21ZM195 19H196V18H195ZM203 19H204V18H203ZM203 19H202V20H203ZM16 20H17V19H16ZM16 20H15V21H16ZM48 20H49V19H48ZM190 20H189V21H190ZM208 20H209V19H208ZM220 20H219V21H220ZM194 21H195V20H194ZM203 21H204V20H203ZM203 21H202V22H203ZM206 21H207V20H206ZM12 22H13V24H12V23H11V24H12L13 26H15V25H14V20H13ZM16 22H17V21H16ZM22 22H23V21H22ZM49 22H50V21H49ZM78 22H79V21H78ZM78 22H76V24H77ZM122 22H123V21H122ZM200 22H201V20L199 19V23H200ZM17 23H18V22H17ZM55 23H56V22H55ZM74 23H75V22H74ZM190 23L192 24V22H190ZM209 23H210V22H209ZM21 24H22V23H21ZM23 24H24V23H23ZM154 24H156V25H154ZM182 24H181V25H182ZM188 24H189V23H188ZM212 24H213V23H212ZM17 25H18V24H17ZM59 25H60V24H59ZM67 25H68V24H67ZM77 25H78V24H77ZM77 25H76V26H77ZM217 25H218V24H217ZM13 26H12V27H13ZM18 26H19V25H18ZM51 26H52V24H51ZM56 26H58V24H57V25L55 24V27H54V28H56ZM103 26H104V25H103ZM162 26H163V25L161 24V27H162ZM185 26H187V25H185ZM185 26H184V27H185ZM209 26H211V23H210ZM213 26H214V25H213ZM215 26H216V24H215ZM5 27H6V26H5ZM7 27H8V26H7ZM7 27H6V28H7ZM22 27H23V25H22ZM64 27H65V26H64ZM198 27H199V26H198ZM14 28H15V27H13V29H14ZM18 28H20V26H19ZM152 28H153V27H152ZM157 28H158V27H157ZM191 28H193V27H191ZM194 28H195V27H194ZM206 28H207V27H206ZM257 28H256V29H257ZM262 28H261L260 30H264V29H262ZM9 29H10V28H7V29L4 28V30H7V31H5L6 33L8 32ZM13 29H12V31H13V34H14L15 31H14ZM16 29H17V28H16ZM69 29H71V32H72V33L75 32L74 25H71V24H70ZM69 29H68V30H69ZM77 29H78V28H77ZM77 29H76V30H77ZM148 29H149V28H148ZM164 29H162V30H164ZM195 29H196V28H195ZM214 29H215V30H214ZM252 29H251V31H252ZM21 30H22V29H21ZM59 30H60V29H59ZM65 30H67V29H65ZM79 30H80V29H79ZM124 30H125V29H124ZM124 30H123V31H124ZM160 30H161V29H160ZM160 30H159V31H160ZM177 30H178V29H177ZM181 30H182V29H181ZM192 30H193V29H192ZM201 30L203 31V28H202ZM207 30H208V29H207ZM207 30H205V31H207ZM257 30H258V29H257ZM260 30H258V31H260ZM16 31H17V30H16ZM52 31L54 32L53 29H52ZM102 31H103V29H102ZM110 31H111V30H110ZM123 31H122V32H123ZM186 31H187V30H186ZM197 31H199V29H198ZM243 31H244V30H243ZM254 31H256V30H254ZM18 32H19V31H18ZM53 32H52V33H53ZM57 32H58V30H57ZM57 32H56V33H57ZM71 32H70V33H71ZM106 32H107V31H106ZM108 32H109V31H108ZM147 32H148V31H147ZM170 32H171V30H170ZM172 32H173V31H172ZM174 32H175V31H174ZM190 32H191V31H190ZM192 32L194 33V30H193ZM192 32H191V33H192ZM200 32H201V31H200ZM245 32H246V31H245ZM247 32H249V31H247ZM247 32H246V34H247ZM16 33H17V32H16ZM20 33H21V32H19V34L17 33L18 36L20 35ZM63 33H64V32H62V34H63ZM79 33H82V32H79ZM79 33H78V34H79ZM83 33H84V32H83ZM130 33H131V32H129V30L126 31V33H125V37H130ZM151 33H152V32H151ZM153 33H154V32H153ZM155 33H156V32H155ZM191 33H188V35L191 34ZM197 33H198V32H197ZM201 33H202V32H201ZM239 33H240V32H239ZM249 33H250V32H249ZM256 33H258V35L261 34L260 32H256ZM256 33H254V34H256ZM13 34H12V36H13ZM46 34H48V33H46ZM66 34H67V33H66ZM85 34H84V35H85ZM104 34H105V33H104ZM111 34H112V33L110 32V35H111ZM115 34H116V33H115ZM136 34H137V33H136ZM158 34H160V32H158ZM158 34H157V35H158ZM162 34H163V32H162ZM173 34H174V33H173ZM183 34H185V33L183 32ZM234 34H236V33H234ZM7 35H8V33L6 34V36H7ZM59 35H60V34H59ZM73 35H74V34H72V37H73ZM82 35H83V34H82ZM116 35L118 36V34H116ZM178 35H179V34H178ZM181 35H182V34H181ZM186 35H187V34H186ZM201 35H202V34H201ZM201 35H200V36H201ZM206 35H208V34H206ZM236 35H237V34H236ZM242 35L244 36V34H241V36H242ZM248 35H250V34H248ZM4 36H5V34L3 35V38H4ZM16 36H17V35H16ZM69 36H70V34H69ZM74 36H75V35H74ZM79 36H80V34H79ZM111 36H112V35H111ZM113 36H114V34H113ZM121 36H123V35L121 34ZM159 36H160V35H159ZM175 36H176V35H175ZM200 36H198V37L200 38ZM204 36H205V35H204ZM210 36H211V35H210ZM237 36H238V35H237ZM239 36H240V35H239ZM243 36H242V37H243ZM252 36H253V33H252ZM14 37H15V36H14ZM14 37H13V38H14ZM63 37H64V36H63ZM123 37H124V36H123ZM156 37H157V36H155V38H156ZM172 37H174V36L172 35ZM177 37H178V36H177ZM193 37H194V36H193ZM205 37L207 38V36H205ZM254 37H255V36H254ZM256 37H257V36H256ZM11 38H12V37H11ZM54 38H56V36H52V34H50V36H48V37L46 38V40H44V43H43V44H45V46L48 47V45H50V44L54 41ZM57 38H58V37H57ZM68 38H69V37H68ZM101 38H102V37H101ZM107 38H108V35H107ZM135 38H137V36H136ZM140 38H142V37H140ZM140 38H139V39H140ZM147 38H148V37H147ZM175 38H176V37H175ZM178 38H179V37H178ZM181 38H182V37H181ZM186 38H187V37H186ZM188 38H189V37H188ZM195 38H197V37H195ZM202 38H203V37H202ZM208 38H209V37H208ZM4 39H5V38H4ZM15 39H16V37H15ZM59 39H60V38H58V40H59ZM76 39H77V38H76ZM159 39H160V38H159ZM167 39H168V38H167ZM215 39L217 40V38H215ZM223 39H224V38H223ZM229 39H230V38H229ZM241 39H242V38H241ZM245 39H246V38H245ZM250 39H251V38H250ZM252 39H254V38H252ZM66 40L68 41V39H66ZM120 40H121V39H120ZM133 40H134V39H133ZM140 40H142V39H140ZM153 40H154V39H153ZM157 40H158V39H157ZM187 40H188V39H187ZM206 40H207V39H206ZM206 40H205V41H206ZM209 40H210V39H209ZM219 40H221V39H218V41H215V42L217 43V42H219ZM226 40H227V39H226ZM237 40H238V38H237ZM242 40H243V39H242ZM260 40H261V41H260ZM262 40H264V32H262V35H260L259 38H256V40H254V41H255L254 44H256V43L258 42L257 45H260L261 42H262ZM15 41H17V40H15ZM63 41H64V40H62V42H63ZM78 41H79V40H78ZM78 41L75 42V45L78 44ZM101 41H102V40H101ZM121 41H122V40H121ZM123 41H124V40H123ZM126 41H129V40H126ZM137 41H139V40H137ZM198 41H199V40H198ZM210 41H211V40H210ZM227 41H228V40H227ZM248 41H249V40H248ZM259 41H260V42H259ZM3 42H4V40H1L0 44L3 43ZM45 42H46V43H45ZM55 42H56V40H55ZM55 42H53V43L55 44ZM65 42H66V41H65ZM140 42H141V41H140ZM145 42H146V41H145ZM163 42H164V41H163ZM166 42H167V41H166ZM171 42H172V41H171ZM171 42H170V44H171ZM183 42H184V41H183ZM196 42H197V41H196ZM199 42H200V41H199ZM211 42H213V41H211ZM230 42H231V41H230ZM232 42H234V39H233ZM235 42H236V41H235ZM238 42H239V41H238ZM241 42H242V41H241ZM246 42H247V40H246ZM10 43H11V42H10ZM10 43H9V44H10ZM13 43H14V42H13ZM13 43H12V45H13ZM66 43H67V42H66ZM80 43H81V41H80ZM83 43H84V42H83ZM135 43L138 44V42H135ZM150 43H151V42H150ZM175 43H176V42H175ZM185 43H186V42H185ZM223 43H225V42H223ZM223 43H222V44H223ZM227 43H228V42H227ZM227 43H226V45H227ZM259 43H260V44H259ZM262 43H264V42H262ZM15 44H16V43H15ZM43 44H42V45H43ZM54 44H52V45L54 46ZM59 44H60V43H59ZM73 44H74V43H73ZM105 44H106V43H105ZM144 44H145V43H144V41H143L141 45H144ZM147 44H148V43H147ZM167 44H168V43H167ZM177 44H178V43H177ZM179 44H180V43H179ZM179 44H178V45H179ZM182 44H183V43H181L180 45H182ZM193 44H194V43H193ZM196 44H197V43H196ZM205 44H207V42H205ZM210 44H211V43H210ZM234 44H236V43H234ZM239 44H240V43H239ZM248 44H249V43H248ZM251 44H252V43H251ZM60 45H61V44H60ZM68 45H69V44H68ZM81 45H82V43H81ZM115 45H119V44H115ZM141 45L139 46L140 48L142 47ZM145 45H146V44H145ZM172 45H173V44H172ZM172 45H171V46H172ZM211 45H213V44H211ZM214 45H215V44H214ZM218 45H220V44L218 43ZM226 45L224 44L225 47H223V48H225V49H223V51L220 49L223 53L226 52V51L224 52V50L227 49V48H226ZM232 45H233V44H232ZM236 45H237V44H236ZM252 45H253V44H252ZM252 45H251V46H252ZM262 45H264V44H262ZM14 46H15V45H14ZM19 46H20V45H19ZM62 46H63V45H62ZM65 46H66V45H65ZM73 46H74V45H73ZM105 46H106V45H105ZM110 46H111V45H110ZM113 46H114V45H113ZM132 46H133V44H132ZM190 46H191V45H190ZM192 46H193V45H192ZM195 46H196V45H195ZM207 46H208V45H207ZM221 46H223V45H221ZM228 46H229V45H228ZM234 46H235V45H234ZM241 46H242V45H241ZM241 46H240V47H241ZM244 46H247V45L244 43ZM47 47L45 48V50H46V49H49V48L52 49V46H50L49 48H47ZM70 47H72V46H68V48H70ZM114 47H115V46H114ZM120 47H122V45H121ZM129 47H130V46H129ZM143 47H144V46H143ZM146 47H147V46H146ZM165 47H166V46H165ZM168 47H169V46H168ZM168 47H167V48H168ZM179 47H180V46H179ZM188 47H189V46H188ZM210 47H211V46H210ZM236 47H237V46H236ZM8 48H9V47H8ZM13 48H14V47H13ZM41 48H42V47H41ZM58 48L62 49L61 46L58 47ZM76 48H77V46H76ZM76 48H75V49H76ZM86 48H87V47H86ZM112 48H113V47H112ZM122 48L124 49V47H122ZM134 48H135V47H134ZM134 48H133V49H134ZM140 48H139L138 51H141ZM212 48H213V47H212ZM216 48H217V47H216ZM232 48H234V47H232ZM232 48H231V49H232ZM245 48H246V47H245ZM250 48H251V47H250ZM1 49H2V47L0 48V50H1ZM6 49H7V48H6ZM43 49H44V47H43L41 50H43ZM65 49H66V48H65ZM103 49H104V48H102V52H103ZM120 49H121V48H120ZM130 49H131V48H130ZM136 49H137V48H136ZM136 49H135V50H136ZM162 49H164V48H162ZM177 49H178V48H177ZM191 49H192V48H191ZM198 49H199V48H198ZM200 49H201V48H200ZM200 49H199V50H200ZM235 49H236V48H235ZM240 49H241V48H239V50H240ZM242 49H243V46H242ZM255 49H256V48H255ZM258 49H259V48H258ZM260 49H261V48H260ZM45 50H44V51H45ZM115 50H116V49H115ZM146 50H147V48H146ZM146 50H145V51H146ZM165 50H166V49H165ZM169 50H171L170 47H169ZM174 50H175V49H174ZM180 50H181V49H180ZM180 50H179V51H180ZM185 50H186V49H185ZM188 50H190V49H188ZM205 50H206V49H205ZM210 50H211V49H210ZM214 50H215V49H214ZM214 50H213V51H214ZM216 50H218V49H216ZM228 50H229V49H228ZM228 50H227V51H228ZM243 50H245V49H243ZM10 51H11L10 53H13L12 50H10ZM36 51H37V50H36ZM53 51H55V50H53ZM75 51H76V50H75ZM106 51H107V50H106ZM112 51H113V50H112ZM121 51H122V50H121ZM130 51H131V50H130ZM132 51H133V50H132ZM155 51H156V50H155ZM162 51H163V50H162ZM176 51H177V50H176ZM179 51H178V52H179ZM190 51H191V50H190ZM213 51H212V52H213ZM230 51H231V50H230ZM230 51H229V52H230ZM232 51H233V50H232ZM232 51H231V52H232ZM247 51H249V50H247ZM256 51H257V50H256ZM260 51H264V50L261 49V50H259L258 52L260 53ZM15 52H16V51H15ZM55 52H56V51H55ZM55 52H54V54H55ZM57 52H58V51H57ZM65 52H66V50H65ZM84 52H85V45H84V46H81V48L79 49V53L81 54L80 56H82ZM110 52H111V51H110ZM116 52H118V51H116ZM116 52H115V53H116ZM136 52H137V51H136ZM159 52H160V50H159ZM168 52H169V51H168ZM180 52H181V51H180ZM212 52H210V53H212ZM235 52H236V50H235ZM240 52H241V51H240ZM245 52H246V51H245ZM253 52H254V51H253ZM35 53H36V52H35ZM37 53H38V52H37ZM48 53H49V52H48ZM60 53H61V52H60ZM74 53H75V52H74ZM104 53H105V51H104ZM104 53H103V54H104ZM115 53H111V54H115ZM127 53H128V52H127ZM127 53H126V55L128 56ZM156 53H157V52H156ZM162 53H163V52H162ZM166 53H167V52H166ZM183 53H184V52H183ZM189 53H192V52H189ZM189 53H188V54H189ZM214 53H215V52H214ZM223 53H221V54H223ZM233 53H234V52H233ZM242 53H243V52H242ZM246 53H247V52H246ZM249 53H250V52H249ZM249 53H248V54H249ZM259 53H258V55H260ZM8 54H9V53H8ZM43 54H44V53H43ZM70 54H72V53H70ZM105 54H107V53H105ZM131 54H132V53H131ZM158 54H159V53H158ZM158 54H157V55H158ZM188 54H187V55H188ZM193 54H194V53H193ZM201 54H202V53H201ZM207 54H208V52H207ZM221 54H220V55H221ZM231 54H232V53H231ZM234 54H235V53H234ZM6 55H7V54H6ZM9 55H10V54H9ZM9 55H8V57L11 58V56H9ZM12 55H13V54H12ZM34 55H35V54H34ZM37 55H38V54H36V56H37ZM56 55H58V54H56ZM115 55H116V54H115ZM144 55L146 56L145 53H144ZM157 55H156V56H157ZM159 55H160V54H159ZM176 55H177V54H176ZM180 55H181V54H180ZM180 55H178V56H180ZM208 55H209V54H208ZM215 55H216V53H215ZM220 55H219V56H220ZM224 55H225V54H224ZM227 55H228V54H227ZM236 55H237V54H236ZM240 55H241V54H240ZM246 55H247V54H246ZM250 55H251V54H250ZM14 56H15V55H14ZM17 56H18V55H17ZM31 56H32V54H31ZM45 56H46V55H45ZM68 56H69V55H68ZM70 56H71V55H70ZM74 56H75V54H74ZM96 56H97V55H96ZM117 56H118V55H117ZM137 56H138V55H137ZM145 56H144V57H145ZM156 56H153V57L155 58ZM161 56H162V54L160 55V57H161ZM165 56H166V55H165ZM182 56H183V55H182ZM193 56H194V55H193ZM195 56H196V55H195ZM210 56H211V55H210ZM225 56H226V55H225ZM228 56H229V55H228ZM230 56H231V55H230ZM238 56H239V55H238ZM241 56H242V55H241ZM243 56H244V55H243ZM247 56H248V55H247ZM260 56H262V54H261ZM40 57L42 58V56H40ZM40 57H39V58H40ZM51 57H52V56H51ZM158 57H159V56H158ZM160 57H159V58H160ZM185 57H186V56H185ZM189 57H190V55H189ZM201 57H202V56H201ZM232 57H233V59L235 58L234 56H232ZM253 57H254V56H253ZM262 57H264V56H262ZM72 58H73V57H72ZM75 58H76V57H75ZM80 58H81V57H80ZM101 58H102V56H101ZM101 58H100V59H101ZM106 58H107V57H106ZM114 58H115V57H114ZM114 58H113V59H114ZM121 58H122V57H121ZM139 58H140V56L138 57V59H139ZM176 58H177V57H176ZM183 58H184V57H182V59H183ZM215 58H216V57H215ZM221 58H222V57H221ZM221 58H220V60H218V61H221ZM228 58H229V57H228ZM243 58H244V57H242V58H240V59H243ZM259 58H260V57L255 58V59L261 60V59H259ZM13 59H15V58H13ZM20 59H21V58H20ZM22 59H24V58H22ZM25 59H26V57H25ZM42 59H43V58H42ZM42 59H41V60H42ZM78 59H79V58H78ZM83 59H84V58H83ZM123 59H124V58H123ZM127 59H128V58H127ZM135 59H136V58H135ZM138 59H137V60H138ZM174 59H175V58H174ZM178 59H180V58H178ZM178 59H177V60H178ZM194 59H195V58H194ZM205 59H206V58H205ZM238 59H239V57H238ZM245 59H246V58H245ZM249 59H250V57H249ZM255 59H254V61H255ZM262 59H264V58H262ZM18 60H19V59H18ZM18 60H17V63L20 62V61H18ZM26 60H27V59H26ZM43 60H44V59H43ZM50 60H52V59H50ZM102 60H103V59H102ZM119 60H120V58H119ZM125 60H126V59H125ZM154 60H155V59H154ZM157 60H158V58H157ZM168 60H169V59H168ZM177 60H176V61H177ZM191 60H192V59H191ZM212 60H213V59H212ZM212 60H209L210 62H209V61H208V62L211 63V62H213ZM222 60H223V59H222ZM243 60H244V59H243ZM252 60H253V59H252ZM252 60H251V61H252ZM45 61H46V60H45ZM48 61H49V60H48ZM53 61H54V60H53ZM53 61H52V62H53ZM67 61H68V60H67ZM96 61H97V60H96ZM203 61H204V59H203ZM216 61H217V60H216ZM216 61H215V62H216ZM224 61H225V60H224ZM229 61H233V60L231 59V60H228V62H229ZM234 61H236V60L234 59ZM239 61H240V60H239ZM254 61H253V63L255 64ZM15 62H16V61H15ZM26 62H27V61H26ZM42 62H44V61H42ZM100 62H101V61H100ZM107 62H108V61H107ZM110 62L114 63L113 61H110ZM171 62H172V61H171ZM180 62H181V61H180ZM183 62H184V61H183ZM200 62H202V61H200ZM237 62H238V61H237ZM241 62H242V61H241ZM261 62H262V61H261ZM261 62H260V63H261ZM21 63H23V62H21ZM24 63H25V62H24ZM53 63H54V62H53ZM190 63H193V62L191 61ZM204 63H205V62H204ZM220 63H223V62H220ZM230 63H231V62H230ZM253 63H252V64H253ZM258 63H259V62H258ZM25 64H26V63H25ZM42 64H43V63H42ZM42 64H41V65H42ZM104 64H105V63H104ZM131 64H132V63H131ZM181 64H183V63L181 62ZM198 64H199V62H198ZM198 64H197V65H198ZM205 64H206V63H205ZM214 64L216 65L217 63H212V65H214ZM223 64H224V63H223ZM223 64H222V65H223ZM226 64H227V63H226ZM231 64H232V63H231ZM231 64H230V65H231ZM241 64H242V63H241ZM250 64H251V63H250ZM252 64H251V65H252ZM261 64H262V63H261ZM261 64H260V65H261ZM15 65H16V63H15ZM17 65H18V64H17ZM17 65H16V66H17ZM29 65H30V64H29ZM37 65L39 66V64H37ZM43 65H44V64H43ZM43 65H42V67H43ZM45 65H47V63H46ZM45 65H44V66H45ZM51 65H52V64H51ZM51 65H49L48 68H49ZM69 65H70V64H69ZM101 65H102V64H101ZM110 65H111V64H110ZM116 65H117V64H116ZM120 65H121V64H120ZM122 65H124V64H122ZM168 65H170V66L173 65V66H174L173 62H172V64H168ZM176 65H177V64H176ZM178 65H179V64H178ZM186 65H187V64H186ZM191 65H192V64H191ZM212 65H211V66H212ZM218 65L220 66L221 64L218 63ZM222 65H221V66H222ZM230 65H229V66H230ZM234 65H235V64H234ZM242 65H244V64H242ZM245 65H246V63H245ZM24 66H25V65H24ZM91 66H92V65H91ZM97 66H98V65H96V64L94 63V64H93V69H94V70H91V71H92V72L95 71V72L98 73V69H97V68H101L102 66H100V67H97ZM128 66H129V65H128ZM138 66H139V64H138ZM223 66H224V65H223ZM232 66H233V64H232ZM20 67H21V65H20ZM25 67H26V66H25ZM63 67H65V66H63ZM66 67H67V69H68L67 64H66ZM66 67H65V68H66ZM129 67H130V66H129ZM149 67H150V66H149ZM171 67H172V66H171ZM178 67H179V66H178ZM194 67H195V66H194ZM199 67H200V66H198L196 69L202 70V68L200 69ZM204 67H206V66H204ZM204 67H203V69H204ZM217 67H218V66H217ZM226 67H227V66H226ZM226 67H225V69H226ZM240 67H243V66H240ZM245 67H246V66H244V68H242V69H245V70H246L247 67H246V68H245ZM14 68H15V67H14ZM14 68H13L12 70H14ZM29 68H30V67H29ZM34 68H36V67H34ZM107 68H108V67H107ZM112 68H114V67L112 66ZM123 68H124V67H123ZM133 68H134V66H133ZM135 68H136V67H135ZM146 68H148V67H145V69H146ZM153 68H154V67H153ZM175 68H177V67H175ZM184 68H185V67H184ZM189 68H190V67H189ZM191 68H192V67H191ZM207 68L210 69L209 67H207ZM254 68H255V66H254ZM259 68H262V66H259ZM259 68H258V69H259ZM21 69H22V68H21ZM26 69H27V67H26ZM41 69H42V68H41ZM62 69H63V68H62ZM136 69H137V68H136ZM169 69H170V68H169ZM171 69H173V68H171ZM194 69H195V68H194ZM214 69H216V68H214ZM222 69H223V68H222ZM222 69H221V70H222ZM234 69H235V68H234ZM262 69H264V68H262ZM18 70H19V69H18ZM24 70H25V69H24ZM27 70H28V69H27ZM36 70H37V68H36ZM108 70H109V69H108ZM128 70H129V69H128ZM230 70H231V69H230ZM232 70H233V69H232ZM238 70H240V68H238ZM249 70H250V69H249ZM47 71H48V70H46V71L44 70V72H47ZM61 71H62V70H61ZM63 71H64V70H63ZM63 71H62V72H63ZM105 71H106V69H105ZM140 71H141V70H140ZM145 71H146V70H145ZM187 71H188V70H187ZM203 71H205V70H203ZM203 71H202V72H203ZM208 71H210V70H208ZM216 71H217V70H216ZM222 71H223V70H222ZM234 71H235V70H233V72H234ZM251 71H252V69H251ZM255 71H256V70H255ZM16 72H17V71H16ZM34 72H35V70H34ZM38 72H39V71H38ZM66 72H67V71H66ZM100 72H101V71H100ZM107 72H108V71H107ZM110 72H111V71H110ZM121 72H122V71H121ZM143 72H144V71H143ZM174 72H175V71H174ZM188 72H189V71H188ZM195 72H197V71H195ZM218 72H219V71H218ZM224 72H226V71L224 70ZM224 72H223V73H224ZM237 72H238V71H237ZM13 73H14V72H13ZM64 73H65V72H64ZM140 73H141V72H140ZM145 73H146V72H145ZM149 73H150V71H149ZM151 73H152V72H151ZM185 73H186V72H185ZM189 73H190V72H189ZM199 73H200V72H198V74H199ZM203 73H204V72H203ZM211 73H212V71H211ZM229 73H230V72H229ZM14 74H15V73H14ZM14 74H13V76H14ZM20 74H21V73H20ZM111 74H112V73H111ZM118 74H119V72H118ZM181 74H182V73H181ZM206 74H207V72H206ZM209 74H210V73H209ZM215 74H217V72H215ZM234 74H235V73H234ZM242 74H243V72H242ZM242 74H241V75H242ZM246 74H247V72H246ZM250 74H251V72H250ZM255 74H257V73H254V75H255ZM262 74H264V73H262ZM41 75L44 76V73H43V74L41 73ZM56 75H57V74H56ZM94 75H95V74H94ZM141 75H142V74H141ZM149 75H150V74H148V76H149ZM151 75H152V74H151ZM155 75H158V74H155ZM155 75H154V76H155ZM192 75H193V74H192ZM217 75L223 77L222 74H219V73H218ZM228 75H229V74H228ZM237 75H238V74H237ZM237 75H236V79H237ZM244 75H245V74H244ZM10 76H11V75H10ZM24 76H25V75H24ZM57 76H58V75H57ZM96 76H97V75H96ZM99 76H100V74H99ZM106 76H108V75L106 74ZM121 76H122V75H120V77H121ZM185 76H186V75H185ZM188 76H189V75H188ZM194 76H195V75H194ZM196 76L198 77V75H196ZM229 76H230V75H229ZM238 76H240V74H239ZM247 76L249 77V74H247ZM259 76H261V74H260ZM15 77H16V76H14L13 79L15 80L14 82L17 83L18 78H21V77H20V76H19V77H16V78H15ZM28 77L30 78V76H28ZM59 77H60V76H59ZM63 77H64V76H63ZM104 77H105V76H104ZM156 77H157V76H156ZM156 77H155V78H156ZM178 77H179V76H178ZM186 77H187V76H186ZM191 77H192V76H191ZM199 77H200V76H199ZM210 77H211V76H210ZM222 77H221V78H222ZM243 77H244V76H243ZM245 77H246V76H245ZM256 77H257V76H256ZM256 77H254V79H255ZM261 77H262V76H261ZM31 78H32V77H31ZM43 78H44V77H43ZM56 78H57V77H56ZM100 78H101V76H100ZM118 78H119V77H118ZM149 78H150V77H149ZM181 78H182V77H181ZM189 78H190V77H189ZM192 78H193V77H192ZM192 78H191V79H192ZM201 78L204 79V77H201ZM205 78H206V77H205ZM215 78H217V76H216ZM11 79H12V78H11ZM24 79H25V78H24ZM34 79H35V78H34ZM45 79H46V78H45ZM52 79H53V78H52ZM58 79H59V78H58ZM145 79H147V78H145ZM145 79H144V80H145ZM150 79H152V78H150ZM175 79H176V78H175ZM177 79H178V78H177ZM184 79H185V77H184ZM193 79H195V78H193ZM198 79H199V78H198ZM208 79H209V78H208ZM213 79H214V78H213ZM218 79H219V78H218ZM231 79H232V78H231ZM231 79H230V80H231ZM233 79H234V78H233ZM236 79L233 80V81H231V83L234 82V81L236 82ZM239 79H241V78H239ZM247 79H248V78L246 77V80H247ZM31 80H32V79H31ZM56 80H57V79H56ZM115 80H116V79H115ZM117 80H118V79H117ZM166 80H167V79H166ZM180 80H182V79H180ZM185 80H186V79H185ZM185 80H184V81H185ZM187 80L190 81V79H187ZM206 80H207V79H206ZM216 80H217V79H216ZM230 80H229V78H228V81H230ZM243 80H244V79H243ZM252 80H253V78H252ZM34 81H35V80H34ZM37 81H38V80H37ZM42 81H43V80H42ZM134 81H135V80H134ZM164 81H165V80H164ZM211 81H212V80H211ZM221 81H222V79H221ZM221 81H220V82H221ZM226 81H227V79H226ZM253 81H254V80H253ZM256 81H257V80H256ZM256 81H254V82L256 83ZM8 82H9V81H8ZM10 82H11V80H10ZM10 82H9V83H10ZM18 82H19V81H18ZM35 82H36V81H35ZM57 82H58V80H57ZM64 82H65V81H64ZM146 82H147V81H146ZM148 82H149V81H148ZM170 82H171V81H169L168 84H170ZM173 82H174V81H173ZM179 82H180V81H179ZM196 82H197V81H196ZM196 82H194V83H196ZM214 82H216V81H214ZM218 82H219V81H218ZM222 82H223V81H222ZM239 82H241V81H239ZM260 82H262V80H261ZM12 83H13V82H12ZM47 83H48V82H47ZM105 83H106V82H104V84H105ZM115 83H116V82H115ZM171 83H172V82H171ZM177 83H178V82H177ZM185 83H187V81H186ZM188 83H189V82H188ZM191 83H192V81H191ZM198 83H199V82H198ZM227 83H228V82H227ZM227 83H226V84H227ZM229 83H230V82H229ZM244 83H246V82H244ZM248 83H249V82H248ZM252 83H253V82H252ZM258 83H259V82H258ZM48 84H49V83H48ZM52 84H54V81L52 82ZM101 84H102V82H101ZM111 84H114V83L111 82ZM132 84H134V83H132ZM144 84H145V83H144ZM168 84H165V85L167 86ZM175 84H176V83H175ZM223 84H224V83H223ZM233 84H234V83H233ZM237 84H238V82H237ZM242 84H243V82H242ZM246 84H247V83H246ZM246 84H245V86L248 87ZM259 84H260V83H259ZM259 84H257V85H259ZM12 85H13V84H12ZM14 85H15V84H14ZM34 85H35V84H34ZM39 85H40V84H39ZM106 85H108V83H107ZM114 85H115V84H114ZM119 85H120V84H119ZM188 85H189V84H188ZM224 85H225V84H224ZM235 85H236V83H235ZM249 85H250V84H249ZM262 85H264V84H262ZM15 86H16V85H15ZM17 86L19 87V85H17ZM50 86H51V84H50ZM104 86H105V85H104ZM111 86H113V85H111ZM134 86H139V85H134ZM148 86H150V85L148 84ZM163 86H164V85H163ZM189 86H190V85H189ZM198 86H199V85H198ZM201 86H202V85H201ZM204 86H205V85H204ZM211 86H212V85H211ZM231 86H232V85H231ZM255 86H256V85H255ZM260 86H261V85H260ZM8 87H9V86H8ZM8 87H7V88H8ZM18 87H17V88H18ZM22 87H24V86H22ZM36 87H37V86H36ZM36 87H35V88H36ZM115 87H116V86H115ZM164 87H165V86H164ZM183 87H184V86H183ZM183 87H182V88H183ZM186 87H187V86H186ZM202 87H203V86H202ZM213 87H214V86H213ZM229 87H230V86H229ZM232 87H233V86H232ZM237 87H238V86H237ZM237 87H236V89H237ZM246 87H245V88H246ZM252 87H253V86H252ZM256 87H257V86H256ZM11 88H13V87H11ZM51 88H52V87H51ZM108 88H109V86H108ZM120 88H121V86H120ZM135 88H136V87H135ZM138 88H139V87H138ZM199 88L202 89L201 87H199ZM214 88H215V87H214ZM218 88H220V87H218ZM234 88H235V87H234ZM257 88H258V87H257ZM257 88H256V89H257ZM9 89H10V88H9ZM39 89H40V88H39ZM39 89L37 88V90H39ZM48 89H49V88H48ZM109 89H110V88H109ZM109 89H108V90H109ZM118 89H119V88H118ZM183 89H184V88H183ZM197 89H198V88H197ZM204 89H205V88H204ZM204 89H203V90H204ZM206 89H207V88H206ZM206 89H205V90H206ZM212 89H213V88H212ZM222 89H223V88H222ZM224 89H225V88H224ZM228 89H229V88H228ZM240 89H241V88H240ZM253 89H254V88H253ZM253 89H252L251 91H254ZM11 90H12V89H11ZM27 90H28V86H26V87H24V88L18 90L16 93L13 91L14 93H11V96H10V97L8 96L6 99H4L3 97H0V108H1V107H6L7 105L11 104V103L14 102V101H20L19 103H21L22 101L25 102L26 99L30 96V95L28 94L29 91L27 92ZM108 90H107V91H108ZM112 90H115V89H114V86H113ZM156 90H157V89H156ZM166 90H167V88H166ZM181 90H182V89H180V90H178V91H181ZM186 90L188 91V89H186ZM186 90H183V91H186ZM189 90H190V89H189ZM194 90H195V89H194ZM203 90H202V91H203ZM210 90H211V89H210ZM216 90H217V89H216ZM216 90H215V91H216ZM257 90H258V89H257ZM6 91H7V90H6ZM43 91H44V90H43ZM119 91H120V89H119ZM139 91H140V90H139ZM139 91H137V92H139ZM159 91L161 92V90H159ZM163 91H165V90H163V88H162V92H163ZM178 91H177V92H178ZM191 91H192V89H191ZM198 91H199V90H198ZM202 91H201V92H202ZM226 91H228V90H226ZM234 91H235V90H234ZM234 91H233V92H234ZM239 91H240V90H239ZM244 91H245V89H244ZM244 91H243V92H244ZM246 91H247V90H246ZM248 91H250V90L248 89ZM251 91H250V92H251ZM261 91H262V90H261ZM9 92H10V91H9ZM11 92H12V91H11ZM32 92H33V90H32ZM32 92H30V93H32ZM34 92H35V91H34ZM47 92H48V91H47ZM47 92H46V93H47ZM149 92H150V91H149ZM160 92H159V93H160ZM219 92H221V90H220ZM231 92H232V91H231ZM233 92H232V94H233ZM240 92H241V91H240ZM240 92H238V90H237L236 93H234V94H238V93H240ZM116 93H118L117 90H116L115 94H116ZM150 93H152V92H150ZM155 93H156V92H155ZM175 93H176V92H175ZM179 93H180V92H179ZM188 93H189V92H188ZM192 93L194 94L195 91L192 92ZM206 93H207V92H206ZM208 93H212V92H209V91H208ZM214 93L217 94L218 91H217V92H214ZM247 93H249V92H247ZM247 93H245V94H247ZM252 93H253V92H252ZM259 93H262V92H259ZM35 94H37V92H35ZM44 94H45V93H44ZM110 94H112V92H111ZM160 94H161V93H160ZM181 94H183V93L181 92ZM185 94H187V93L184 92V95H185ZM198 94H199V93H198ZM201 94H202V93H201ZM241 94L243 95L242 92H241ZM33 95H34V94H33ZM112 95H113V94H112ZM121 95H122V94H121ZM156 95H157V94H156ZM163 95H164V93H163ZM179 95H180V94H179ZM196 95H197V94H196ZM196 95H194V96H196ZM206 95H207V94H206ZM221 95H222V94H220V96H221ZM227 95H228V93H227ZM229 95H230V94H229ZM255 95H256V94H255ZM52 96H53V95H52ZM124 96H126V95H124ZM124 96H123V97H124ZM148 96H149V95H148ZM153 96H154V95H152V97H153ZM174 96H175V95H174ZM177 96H178V95H177ZM189 96H190V95H189ZM204 96H205V95H204ZM204 96H203V97H204ZM210 96H211V95H210ZM216 96H218V95H216ZM224 96H225V94H224ZM232 96H233V95H232ZM232 96H231V97H232ZM246 96H247V95H246ZM246 96H245V98H246ZM253 96H254V94H253ZM259 96L261 97V95H259ZM48 97H49V99H50L49 94H48ZM48 97H47V98H48ZM101 97H102V96H101ZM158 97H159V96H158ZM172 97H173V95H172ZM175 97H176V96H175ZM184 97H185V96H184ZM184 97H183V98H184ZM190 97H191V96H190ZM192 97H193V96H192ZM192 97H191V98H192ZM199 97H201L200 94H199ZM212 97L214 98L215 96H213V94H212ZM221 97H222V96H221ZM231 97H230V98H231ZM234 97H235V96H233V98H234ZM237 97H238V96L236 95V99L238 100L239 97H238V98H237ZM250 97H252V95L249 96V98H250ZM256 97H257V96H256ZM262 97H264V96H262ZM30 98H31V97H30ZM30 98H29V100H30ZM104 98L107 99L106 96H104ZM108 98H109V96H108ZM110 98H111V97H110ZM112 98H113V96H112ZM119 98H120V97H119ZM119 98H118V99H119ZM124 98H125V97H124ZM176 98L178 99L179 96L176 97ZM176 98H175V99H176ZM180 98H181V96H180ZM183 98H182V99H183ZM194 98H195V97H194ZM196 98H197V97H196ZM245 98L243 97L242 99L245 100ZM249 98H246V99H249ZM257 98H258V97H257ZM257 98H255V99H257ZM51 99H52V98H51ZM144 99H145V98H144ZM170 99H171V97H170ZM185 99H187V98H185ZM197 99H198V98H197ZM214 99H217V98H214ZM214 99H213V100H214ZM242 99H240V100L242 101ZM258 99H259V98H258ZM94 100H96V99H94ZM94 100H93V101H94ZM125 100H126V99H125ZM131 100L133 101V99H131ZM131 100H130V101H131ZM142 100H143V99H142ZM152 100H153V99H152ZM155 100H157V98H154V101H155ZM183 100H184V99H183ZM194 100H196V99H194ZM209 100L211 101L210 97H209L208 101H209ZM213 100H212V101H213ZM218 100H219V99H218ZM224 100L226 101V98H225ZM229 100H230V99H229ZM233 100H234V99H233ZM250 100H251V99H250ZM53 101H54V100H53ZM93 101H92V102H93ZM120 101H121V100H120ZM130 101L128 100V102H130ZM166 101H168V99H167ZM172 101H174V100H172ZM178 101H179V99H178ZM185 101H187V100H185ZM185 101H184V102H185ZM196 101H197V100H196ZM196 101H195V102H196ZM205 101H206V100H205ZM219 101H220V100H219ZM241 101H240V102H241ZM247 101H248V100H247ZM50 102H51V101H50ZM83 102H85V101H83ZM86 102H87V101H86ZM96 102H97V101H96ZM118 102H119V101H118ZM122 102H123V101H122ZM169 102H170V100H169ZM189 102H190V101H189ZM189 102H188V103H189ZM220 102L222 103L223 100H221ZM226 102H227V101H226ZM252 102H254V101H252ZM257 102L259 103V101H257ZM262 102H264V101H262V99H261V104H262ZM14 103H15V102H14ZM81 103H82V102H81ZM98 103H100V102H98ZM120 103H121V102H120ZM126 103H127V102H126ZM148 103H149V102H148ZM174 103H175V101H174ZM178 103H179V102H178ZM188 103H187V104H188ZM224 103H225V102H224ZM227 103H229V105H230V102H227ZM227 103H226V104H227ZM241 103H242V102H241ZM246 103H247V102H245V104H246ZM255 103H256V102H255ZM47 104H48V100H46V99L41 100V99H40L38 103H36V104H32V106H29V107L27 108V110H28L29 113L27 112V110H26V112H27L28 114H30V112H37V113H41V114H43V111L46 109ZM66 104H68V103H66ZM94 104H95V103H94ZM105 104H106V103H105ZM140 104H141V103H140ZM145 104H146V103H145ZM175 104H177V103H175ZM211 104H214V103H211ZM211 104H210V105H211ZM226 104H225V105H226ZM235 104H238V103L235 102ZM248 104H249V102H248ZM250 104H251V103H250ZM250 104H249V105H250ZM84 105H86V104H84ZM84 105H83V106H84ZM115 105L117 106V104H115ZM115 105H114V106H115ZM118 105L122 107V105H120V104H118ZM154 105H155V104H153L152 106L154 107ZM178 105H179V104H178ZM178 105H177V106H178ZM188 105H189V104H188ZM193 105L195 106V104H193ZM197 105H198V107H199V104H197ZM197 105H196V106H197ZM214 105H215V104H214ZM218 105H221V104H218ZM222 105H223V104H222ZM222 105H221V106H222ZM227 105H228V104H227ZM242 105H243V104H242ZM256 105H257V103L255 104V108H256ZM64 106H65V105H64ZM83 106H82V108H83ZM114 106H113V107H114ZM116 106H115V107H116ZM127 106H128V105H127ZM127 106H126V107H127ZM150 106H151V105H150ZM173 106H174V105H173ZM173 106H172V108H173ZM175 106H176V105H175ZM181 106H182V105H181ZM181 106H180V108H181ZM194 106H193V107H194ZM208 106H209V105H208ZM211 106H212V105H211ZM211 106H210V109L212 108ZM234 106L236 107V105H234ZM251 106H252V105H251ZM117 107H118V106H117ZM121 107H120V108H121ZM126 107H125V104H124V108H126ZM147 107H149V106L147 105L146 108H147ZM153 107H152V108H153ZM167 107H168V106H167ZM188 107H190V106H188ZM198 107H197V108H198ZM222 107H223V106H222ZM222 107H221V108H222ZM231 107H232V106H231ZM239 107H240V106H239ZM252 107H253V106H252ZM259 107H260V106H259ZM259 107H258V108H259ZM261 107H262L261 110L264 109V106H261ZM29 108H30V109H29ZM34 108H35V109H34ZM49 108H50V107H49ZM139 108H140V107H139ZM144 108H145V107H144ZM168 108H169V107H168ZM174 108L178 109L177 107H174ZM182 108H184V104H183ZM185 108H186V107H185ZM191 108H192V107H190V109H188V110L191 111ZM195 108H196V107H195ZM208 108H209V107H208ZM215 108H218V107H215ZM215 108H214V109H215ZM221 108H220V109H221ZM226 108H227V107H226ZM241 108H243V106H242ZM241 108H240V109H241ZM244 108H245V106H244ZM244 108H243V110H245ZM250 108H251V107H250ZM1 109H2V108H1ZM74 109H76V108H74ZM78 109H80V107H79ZM78 109H77V110H78ZM112 109H113V108H112ZM118 109H119V108H118ZM126 109H129V108H126ZM153 109H154V108H153ZM192 109H193V108H192ZM198 109H200V108H198ZM212 109H213V108H212ZM227 109H228V108H227ZM246 109H247V108H246ZM253 109H254V107H253ZM259 109H260V108H259ZM46 110H47V109H46ZM116 110H117V108H116ZM133 110H134V109H133ZM136 110H137V109H136ZM136 110H135V111H136ZM146 110H147V109H146ZM146 110H145V113H146ZM148 110H149V109H148ZM148 110H147V111H148ZM150 110H152V109H150ZM161 110H163V109L161 108ZM167 110L169 111V109H166V111H167ZM170 110H171V109H170ZM186 110H187V109H186ZM218 110H219V109H218ZM222 110H223V109H222ZM229 110H230V108H229ZM231 110H233V109H231ZM237 110H238V108H237ZM248 110H249V109H248ZM251 110H252V109H251ZM254 110H256V109H254ZM113 111H114V110H113ZM122 111L124 112L123 108H122ZM122 111H120V112H122ZM128 111H129V110H128ZM135 111H134V113H135ZM157 111H158V110H157ZM174 111H175V110H174ZM184 111H185V109H184ZM184 111H183V110H179V113H178L177 115H178V116L181 115V114H182L181 112H184ZM195 111H197V110H195ZM195 111H193V112H195ZM200 111H202V110H200ZM203 111H204V109H203ZM220 111H221V110H220ZM227 111H228V110H227ZM234 111L236 112V110H234ZM245 111H247V110H245ZM245 111H244V112H245ZM26 112H25V113H26ZM44 112H45V111H44ZM105 112H106V111H105ZM117 112H119V111H117ZM117 112H116V113H117ZM140 112H141V111H140ZM140 112H139V114H140ZM154 112H155V113H158V112H156L155 110H154ZM161 112H162V111H161ZM175 112H177V111H175ZM187 112H188V111H187ZM187 112L185 111V113H187ZM191 112H192V111H191ZM193 112H192V113H193ZM204 112H205V111H204ZM213 112H214V111H213ZM215 112H216V111H215ZM248 112H250V111H247V113H248ZM257 112H258V109H257L256 113H257ZM262 112H264V110H262ZM27 113H26V114H27ZM103 113H104V112H103ZM107 113H109V112H107ZM116 113H115V114L112 113V114L116 115ZM137 113H138V112H137ZM150 113H151V111H150ZM150 113H149V115H150ZM163 113H164V112H163ZM165 113H167V112H165ZM170 113H172V112H170ZM180 113H181V114H180ZM189 113H190V112H188L187 117H188ZM198 113H199V110H198ZM198 113H197V114H198ZM207 113H208V112H207ZM210 113H211V112H210ZM228 113L231 114L232 112H227L226 114H228ZM239 113H240V112H238V115H237V112H236L237 117L239 116ZM241 113H242V111H241ZM259 113H260L261 115H264V113H261L260 111H259ZM26 114H25V115H26ZM31 114H32V113H31ZM160 114H162V113H160ZM160 114H159V116H160ZM195 114H196V112H195ZM195 114H194V115H195ZM199 114H200V113H199ZM224 114H225V113H224ZM230 114H229V116H230ZM249 114H250V113H249ZM253 114L255 115V113H253ZM253 114H251V115H253ZM260 114H259V115H260ZM32 115H33V114H32ZM117 115H119V113H118ZM121 115H122V114H121ZM125 115H126V117H127L128 114H124L122 117H124ZM129 115H131V114H129ZM129 115H128V116H129ZM155 115H156V114H155ZM155 115H154V116H155ZM184 115H185V114H184ZM184 115H182V116H184ZM214 115H215V114H214ZM220 115H222V113H220ZM234 115H235V113H234ZM236 115H235V116H236ZM245 115H248V114H246V112H245ZM245 115H244V114H243V116L241 115V118L244 117ZM33 116H34V115H33ZM102 116H103V115H102ZM107 116H109V115H107ZM133 116H134V114L132 115V118H133ZM143 116H144V114H143ZM143 116H141V121H142L143 118H144ZM146 116H147V115H146ZM151 116H152V114H151ZM151 116H150V117H151ZM159 116H158V117H159ZM162 116H164V114H163ZM167 116H169V115H167ZM199 116L201 117V115H199ZM203 116H204V115H203ZM224 116H225V115H224ZM229 116H228V118H229ZM235 116H233V117H235ZM257 116H258V114H257ZM17 117H18V116H17ZM26 117H27V115H26ZM41 117H43V116L41 115ZM95 117H96V116H95ZM109 117H110V116H109ZM114 117H115V116H114ZM122 117H119V118H122ZM130 117H131V116H130ZM134 117L136 118V116H134ZM142 117H143V118H142ZM156 117H157V116H156ZM180 117H181V116H180ZM187 117H186V118H187ZM193 117H194V116H192V118H193ZM195 117H196V116H195ZM212 117H214V116H212ZM231 117H232V116H231ZM237 117H236V118H237ZM247 117H248V116H246L244 119H247V120H248ZM249 117H250V116H249ZM255 117H256V116H255ZM259 117H260V116H259ZM261 117H262V118H261ZM261 117H260L261 121L259 120L258 117H257V118H258L257 120H259L260 123L262 122V124H264V121H262V119H264V116H261ZM6 118H8V117H6ZM6 118H5V120H6ZM27 118H28V117H27ZM30 118H32V117L30 116ZM34 118H35V116H34ZM36 118H37V116H36ZM39 118H40V117H39ZM39 118H38V119H39ZM83 118H84V117H83ZM83 118H82V119H83ZM102 118H103V117H102ZM102 118H100V119L102 120ZM106 118H107V117L105 116V117H104V120H105ZM110 118H111V117H110ZM116 118H117V117H116ZM135 118H134V119H135ZM139 118H140V117H139ZM154 118H155V117H154ZM154 118H152V121H153ZM160 118H161V117H160ZM160 118H159V119H160ZM168 118H169V117H168ZM178 118H179V117H178ZM181 118H184V117H181ZM197 118H198V117H197ZM206 118H208V116H207ZM209 118H211V117H209ZM220 118H224V117H223V116H222V117L220 116ZM241 118H240V119H241ZM10 119H11V118H10ZM10 119H7V120H10ZM13 119H14V118H13ZM13 119H12V120H13ZM28 119H29V118H28ZM28 119H27V121H28ZM32 119H33V118H32ZM108 119H109V118H108ZM108 119H106V120H108ZM129 119H130V118H129ZM145 119H146V118H145ZM149 119H150V118H148V120H149ZM163 119L166 121V118H165V117H163L162 120H163ZM175 119H177V118L175 117ZM187 119H188V118H187ZM190 119H191V118H190ZM193 119H194V118H193ZM229 119H230V118H229ZM229 119H227V120H229ZM231 119H232V118H231ZM231 119H230V120H231ZM240 119H235L236 123H239V122H237V121L240 120ZM242 119H243V118H242ZM250 119L253 120V117L250 118ZM250 119H249V120H250ZM1 120H2V119H1ZM5 120H4V121H5ZM35 120H36V119H35ZM39 120H40V119H39ZM39 120H38V121H39ZM53 120H55V119H53ZM83 120H84V119H83ZM109 120H110V119H109ZM109 120L106 121V122L108 123ZM111 120H112V119H111ZM135 120H136V122H137V121H138V117H137ZM150 120H151V119H150ZM196 120H197V119H196ZM198 120H201V118H199ZM206 120H207V119H205V122H206ZM209 120H210V119H209ZM221 120H222V119H221ZM224 120H226V119H224ZM230 120H229V121H230ZM232 120H233V122H234V119H232ZM254 120H255V119H254ZM36 121H37V120H36ZM46 121H47V120H46ZM48 121H49V120H48ZM48 121H47V122H48ZM79 121H80V120H79ZM99 121H100V120H99ZM120 121H121V120H120ZM120 121H119V122H120ZM139 121H140V120H139ZM160 121H161V119H160ZM174 121H178V120H173V124H174ZM179 121H180V118H179ZM190 121H191V120H190ZM203 121H204V119H203ZM203 121L201 120V122H203ZM244 121L246 122V120H244ZM244 121H242V122L244 123ZM0 122H1V121H0ZM8 122H10V121H8ZM8 122H7V124H8ZM11 122H12V121H11ZM23 122H25V121H23ZM29 122H30V120H29ZM51 122H52V121H51ZM56 122H57V121H56ZM84 122H85V121H84ZM106 122H105V123H106ZM114 122H115V121H114ZM119 122L117 121L118 124H119ZM122 122H123V121H122ZM156 122H157V120H156ZM162 122H163V121H162ZM162 122H161V123H162ZM180 122H181V125L178 124V125H180V126H177L178 128H177L176 126L173 125L175 128H177V129H174V130H175V134H176V136L173 137V140H171V138H168V140H167V142H166L167 144L170 145V148H173L172 150H169L168 148H167V149H168L170 152L172 151L171 154H173V155H170V157L172 156V157L174 158V160H175V157H174V156L179 155V153H180V151H181V145H185V144H182L180 141H182L181 137H182L183 135H184V137H185V133L187 132V128H186V125H187V124L185 123V122H186L185 119H181ZM205 122H203L204 126H205ZM207 122H208V121H207ZM207 122H206V123H207ZM224 122H225V121H224ZM231 122H232V121H230V124H231ZM233 122H232V124H233ZM242 122H241V123H242ZM249 122H252V121L250 120V121H248V123H249ZM259 122L257 121V124H258ZM4 123H5V122H4ZM12 123H15V122H12ZM21 123H22V122H21ZM26 123H27V122H26ZM44 123H45V122H44ZM80 123H81V122H80ZM99 123H100V122H99ZM102 123H104L103 120H102ZM105 123H104V124H105ZM137 123H139V122H137ZM140 123H142V122H140ZM145 123H146V122H145ZM148 123L150 124V122H148ZM163 123H164V122H163ZM167 123H168V125L170 124L169 122H167ZM177 123H179V122H177ZM199 123H200V121H199ZM215 123H217V122H215ZM253 123H254V122H253ZM253 123H252V124H253ZM260 123H259V124H260ZM5 124H6V123H5ZM15 124H16V123H15ZM28 124H29V123H28ZM30 124H31V123H30ZM30 124H29V125H30ZM49 124H50V122H49ZM52 124H53V123H52ZM56 124H57V123H56ZM56 124H54V125L56 126ZM58 124H59V123H58ZM58 124H57V125H58ZM82 124H83V122H82ZM82 124H81V125H82ZM121 124H122V123H121ZM121 124H120V126H122ZM146 124H147V123H146ZM156 124L158 125V123H156ZM159 124H160V123H159ZM184 124H185V126H183ZM201 124H202V123H201ZM201 124H200V125H201ZM203 124H202V126H203ZM208 124H209V123H208ZM208 124H206V125H207V126H205L206 128L208 127ZM211 124H213V123L210 121V126H209L208 128H213V127L211 126ZM221 124H222V123H220V124L217 123V124H214V125H218V126H219V125H221ZM228 124H229V123H227L226 125H228ZM230 124L228 125V126L230 127L229 129H231ZM234 124H235V122H234ZM259 124H258V125H259ZM1 125H3V124L1 123ZM13 125H14V124H13ZM20 125H22V124H20ZM29 125H28V126H29ZM54 125H53V126H54ZM81 125H80V126H81ZM105 125H106V124H105ZM116 125H117V124H115V126H116ZM133 125H134V124H133ZM154 125H155V123H154ZM166 125H167V124H166ZM170 125H171V124H170ZM190 125H192V124H190ZM190 125H189V126H190ZM253 125H254V127H255V124H253ZM9 126H10V125H9ZM16 126H17V128H20V126L18 125V123H17ZM18 126H19V127H18ZM22 126H24V125H22ZM25 126H26V125H25ZM32 126H33V125L31 124V128H32ZM35 126H36V124H35ZM55 126H54V127H55ZM80 126H79V127H80ZM101 126H102V125H101ZM103 126H104V125H103ZM117 126H118V125H117ZM136 126H137V125H136ZM136 126H134V127L136 128ZM143 126H144V125H143ZM173 126H172V128H173ZM187 126H188V125H187ZM194 126H196V125H194ZM218 126H217V128L222 127V126H219V127H218ZM223 126H224V125H223ZM237 126H238V125H237ZM242 126H243V125H242ZM256 126H257V125H256ZM261 126H262V125H261ZM37 127H38V126H37ZM56 127H58V126H56ZM56 127H55V128H56ZM62 127H63V125H62ZM71 127H74V126H71ZM71 127H70V128H71ZM75 127H77V126H75ZM75 127H74V128H75ZM132 127H133V126H132ZM134 127H133V128H134ZM151 127H152V124H151ZM151 127H150V129H148V130H151V129H152ZM153 127H154V126H153ZM158 127H160V128L162 129L161 126L158 125L157 128H158ZM163 127L165 128L166 126H163ZM167 127H168V126H167ZM184 127L186 128V130L184 129ZM191 127H192V126H191ZM191 127H190V128H191ZM197 127H198V126H196V128H194V130L196 129V130H195V134H196L197 131H198V130H197V129H198ZM205 127H204V129H205ZM224 127H225V126H224ZM224 127H222V128H224ZM254 127H253V128H254ZM257 127H258V126H257ZM14 128H15V127H14ZM21 128H22V127H21ZM31 128H30V129H31ZM44 128H45V127H44ZM70 128H69L68 130H70ZM80 128H82V127H80ZM80 128H77V129H80ZM83 128H84V127H83ZM119 128H120V127H119ZM121 128H122V127H121ZM141 128H142V127H141ZM141 128H140V131L142 130ZM164 128H163V129H164ZM170 128H171V127H170ZM233 128H234V127H233ZM238 128H239V126H238ZM240 128H241V127H240ZM245 128H246V127H245ZM250 128H251V127H250ZM259 128H260V126H259ZM262 128H264V127H261V129H262ZM11 129H12V128H11ZM24 129H25V127H24ZM26 129H27V128H26ZM26 129H25L24 132H26V131H30V129H29V130H26ZM56 129H57V128H56ZM59 129H60V128H59ZM64 129L66 130V128H64ZM96 129H97V128H96ZM98 129L100 130V128H98ZM101 129H102V127H101ZM123 129H124V127H123ZM136 129H137V128H136ZM138 129H139V128H138ZM143 129H144V128H143ZM155 129H156V128H154V132L156 133V131H158V130H155ZM168 129H169V128H168ZM199 129H200V128H199ZM204 129H203V130H204ZM224 129H225V128H224ZM242 129H243V127H242ZM242 129H241V130H242ZM246 129H248V128H246ZM12 130H14V129H12ZM20 130H22V129H20ZM31 130H32V129H31ZM36 130H37V129H36V127H35L34 130L31 131V132H34V133H35ZM44 130H46V128H45ZM118 130H121V129H118ZM144 130H145V129H144ZM170 130H171V129H170ZM194 130H193V131H194ZM200 130H201V129H200ZM200 130H199V131H200ZM206 130H207V129H206ZM213 130H218V129H215V128H214ZM213 130H210V131H213ZM220 130H221V129H220ZM225 130L227 131V130H228V127H227V129H225ZM235 130L237 131V129H235ZM241 130L239 129L240 132H241ZM251 130H252V129H251ZM258 130H259V129H258ZM258 130H256V131H258ZM14 131H15V130H14ZM16 131H17V130H16ZM38 131H39V130H38ZM38 131H37V133H38ZM41 131H42V130H40L39 132H41ZM63 131H64V130H63ZM74 131H75V130H74ZM85 131L87 132V130H85ZM95 131H96V130H95ZM112 131H113V129L110 130V133H111V134H112L113 132H116L117 130H116V131H113V132H112ZM123 131H124V130H123ZM165 131H166V129H165ZM167 131H168V130H167ZM190 131H191V129H190ZM193 131H192V133H193ZM226 131H225V132H226ZM244 131L246 132V130H244ZM254 131H255V129H254ZM259 131H260V130H259ZM259 131H258V132H259ZM66 132H67V130H66ZM71 132H72V131H71ZM75 132H76V131H75ZM83 132H84V131H83ZM83 132H81V133L78 132V133H80L81 135H82V134L87 135L86 132H85V133H83ZM89 132H90V131H89ZM89 132H88V135L93 134L92 132H90V133H89ZM119 132H120V131H119ZM125 132H126V131H125ZM135 132H136V130H135ZM135 132H134V133H135ZM137 132H138V131H137ZM152 132H153V131H152ZM154 132H153V133H154ZM160 132H161V130L159 131V133H160ZM169 132H171V131H169ZM173 132H174V131H172V135H174ZM202 132H204V134H205V131H202ZM202 132H201V133H202ZM220 132H221V131H220ZM220 132H217V133L220 134ZM233 132L236 134L235 131H233ZM233 132H232V134H233ZM261 132H264V131H261ZM21 133H22V131H21ZM110 133H109V134H110ZM116 133H117V132H116ZM120 133H121V132H120ZM167 133H168V132H167ZM198 133H199V132H198ZM201 133H200V134H201ZM207 133H208V131H207ZM214 133H216V132H214ZM217 133H216V134H217ZM227 133H228V131H227ZM227 133H225V134H226L225 136L228 135ZM229 133H231V132H229ZM242 133H243V132H242ZM249 133H250V132H249ZM259 133H260V132H259ZM74 134H75V133H74ZM76 134H77V133H76ZM109 134H108V136H109ZM111 134H110L111 137H109L110 139L113 138V136L116 137L115 135L112 136ZM113 134H114V133H113ZM121 134H122V133H121ZM151 134H152V133H151ZM160 134H161V133H160ZM187 134H188V132H187ZM204 134L202 133L201 135L203 136ZM219 134H217L216 136H218ZM232 134H230V135H232ZM237 134H238V132H237ZM240 134H241V133H239V135H238L239 137H238V138H240ZM250 134H251V133H250ZM250 134H249V135H250ZM255 134H256V133H255ZM262 134H264V133H262ZM33 135H34V134H33ZM78 135H79V134H78ZM81 135H80V136H81ZM119 135H120V134H118V137H120ZM123 135H124V134H123ZM123 135H122V136H123ZM134 135H135V134H134ZM138 135H139V133H138ZM140 135H141V133H140ZM152 135H153V134H152ZM152 135H150V137H151ZM156 135H159V134H156ZM164 135H166V134H164ZM170 135H171V134H170ZM172 135H171V136H172ZM198 135H199V134H198ZM230 135H229V136H230ZM241 135H242V134H241ZM245 135H248V134H245ZM257 135H258V133L256 134V136H257ZM31 136H32V135H31ZM34 136H36V134H35ZM76 136H77V135H76ZM91 136H92V135H91ZM132 136H133V135H132ZM141 136H142V135H141ZM161 136H163V135L161 134ZM186 136H187V135H186ZM192 136H193V135H191L190 137H192ZM195 136H196V135H195ZM195 136H193V138H194ZM208 136H209V135H208ZM208 136L206 135V136H203V137H205V138H206L205 140H207V139H208ZM222 136H223V132H222ZM222 136H221V137H222ZM250 136H251V135H250ZM85 137H86V136H85ZM85 137H84V138H85ZM135 137H136V138H135ZM135 137H134L133 139H137L138 136L135 135ZM157 137H158V136H157ZM159 137H160V135H159ZM163 137L165 138V136H163ZM167 137H168V135H167ZM167 137H166V138H167ZM190 137H188V138L185 137V138H183V140H184V139H189ZM196 137H197V136H196ZM198 137H199V136H198ZM200 137H201V136H200ZM209 137H210V136H209ZM213 137H214V136H213ZM243 137H244V136H243ZM245 137H246V136H245ZM245 137H244L243 139L246 140V138H247L248 136H247L246 138H245ZM29 138L31 139V137H29ZM77 138H78V136H77ZM140 138H142V137H140ZM140 138H139V139H140ZM155 138H156V136H155ZM160 138H161V137H160ZM201 138H202V137H201ZM210 138H211V137H210ZM216 138H217V137H216ZM223 138H224V136H223ZM232 138H233V137H232ZM234 138H237V136L234 137ZM234 138H233V139H234ZM252 138H253V137H252ZM257 138H258V137H257ZM34 139H35V138H34ZM110 139H109V141H110ZM131 139H132V137H131ZM139 139H137V140H139ZM153 139H154V136H153ZM153 139H152V140H153ZM162 139H163V138H162ZM169 139H170L171 141H169ZM203 139H204V138H203ZM203 139H202V140H203ZM212 139H213V138H211V141H212ZM229 139H230V138H229ZM229 139H228V140H229ZM260 139H261V141H260L261 143L264 142V141H262V138H261V137H260ZM260 139H259V140H260ZM32 140H33V137H32ZM78 140H79V139H78ZM81 140H82V139H81ZM83 140H84V139H83ZM146 140H147V139H146ZM158 140H159V139H158ZM158 140H157V141H158ZM196 140L198 141L197 138H196ZM200 140H201V139H200ZM202 140H201V142H203ZM247 140H248V139H247ZM250 140H251V139H250ZM250 140H249V141H250ZM23 141H24V140H23ZM27 141H28V140H27ZM27 141H26V142H27ZM30 141H31V140H30ZM76 141H77V140H76ZM105 141H106V140H105ZM132 141H134V140H131V143H132ZM141 141H142V140H141ZM148 141H149V139H148ZM154 141H155V140H153V142H154ZM165 141H166V140H165ZM165 141H163V142H165ZM211 141H210V142H211ZM213 141H215V142L212 144V146H213V147H217V150H216L215 148H213L212 150L214 151V149H215L216 152L218 151V148H219V149H220V148L222 149L223 146H227V145H229V144H228V141H227L226 139H220V138H219L217 141H216V140H213ZM213 141H212V142H213ZM237 141H238V142H239V141L241 142V139H239V140L237 139L236 141L233 140V141H232V144L237 143V145H238V142H237ZM256 141H257V140H256ZM28 142H29V141H28ZM31 142H32V141H31ZM84 142H86V140H85ZM84 142H83V141H77V142H75V146H76V148H77L78 146H80L81 144H83ZM135 142H137V141H135ZM139 142H140V140L138 141V143H139ZM163 142H162V143H163ZM182 142H183V141H182ZM184 142H186V141H184ZM187 142H189V141L187 140ZM191 142H192V141H191ZM191 142H190V145L192 144ZM193 142H195V141H193ZM206 142H209V141H206ZM206 142H205V143H206ZM210 142L208 143V145H210ZM245 142H246V141H245ZM245 142H244V144L246 145L247 142H246V143H245ZM251 142H253V141L251 140ZM257 142H259V141H257ZM29 143H30V142H29ZM36 143H37V142H36ZM104 143H105V142H104ZM146 143H147V142H146ZM151 143H152V142H151ZM151 143H150V144H151ZM166 143H164L163 146L166 145ZM180 143H181V144H180ZM197 143L200 144V146H201V143H199V141H198ZM197 143H196V144H197ZM205 143H204V145H205ZM230 143H231V142H230ZM249 143H250V142H249ZM32 144H33V142H32ZM84 144H85V143H84ZM128 144H129V143H128ZM134 144H135V145H134ZM152 144H153V143H152ZM196 144H194L195 146L193 145L194 148L196 147ZM232 144H231V145H232ZM241 144H243V143L241 142ZM244 144H243V145H244ZM254 144H255V138H254ZM27 145H28V144H27ZM27 145H26V148H27L28 146H30V147H34V146H35V144H34V146H32V145H30V144H29L28 146H27ZM36 145H37V144H36ZM131 145L136 146V143H132V144H130V145H128V146L131 147ZM138 145H140V144H138ZM138 145H137V146H138ZM156 145L158 146V144H156ZM187 145H188V143H187ZM190 145H189V146H186L187 148L185 147V148H184L185 150L182 148V149L184 150V152H185V155L188 154V153H186V149H188V151H189V149L191 150V148L193 147V146H191V148H190ZM206 145H207V144H206ZM206 145H205V146H206ZM234 145H235V144H234ZM247 145L249 146V144H247ZM252 145H253V144H252ZM257 145H258V144H257ZM259 145H260V144H259ZM37 146H38V145H37ZM73 146H74V145H73ZM75 146H74V147H75ZM128 146H127V147H128ZM163 146H162V147H163ZM200 146H199V147H200ZM158 147H160V146H158ZM168 147H169V146H168ZM182 147H183V146H182ZM232 147H233V146H232ZM232 147H231V148H232ZM238 147H239L238 149H237V147H236L237 150L240 149V146H239V145H238ZM245 147H246V146H244V147L242 148V150L245 149ZM250 147H251V146H250ZM257 147H258V146H256V148H257ZM79 148H80V147H79ZM133 148H134V147H132V149H133ZM136 148L139 149L140 147H135L134 149H136ZM144 148H145V147H144ZM201 148H203V146H202ZM226 148H227V147H226ZM226 148H225V151H226ZM231 148H230V149H231ZM233 148L235 149V147H233ZM251 148H252V147H251ZM31 149H32V148H31ZM81 149H82V147H81ZM123 149H124V148H123ZM125 149H127V148L125 147ZM129 149H130V148H129ZM138 149H136V152H134V154L137 155V154H138V153H137L138 151H139V153H143V152L145 151V150L143 149V147H142V149H139V150H138ZM145 149H146V148H145ZM149 149H150V148H149ZM154 149H157V147H156V148L153 147V150H154ZM158 149H159V148H158ZM161 149H162V148H160V150H161ZM165 149H166V148H165ZM167 149H166V150H167ZM199 149H200V148H199ZM206 149H208V152H210V150H211V148L209 149V147L206 148ZM223 149H224V148H223ZM227 149H229V147H228ZM230 149H229V151H230ZM247 149H249V148H247ZM247 149H246V150H247ZM252 149L254 150V148H252ZM76 150H77V149H76ZM79 150H80V149H79ZM130 150H131V149H130ZM137 150H138V151H137ZM146 150H148V149H146ZM193 150L196 151V148L193 149ZM203 150H205V149H203ZM237 150H236V152L239 153L240 150H239V151H237ZM242 150H241V151H242ZM253 150H251V151L254 152ZM255 150L257 151V149H255ZM262 150H264V149H262ZM262 150H261V151H262ZM74 151H75V150H74ZM116 151H117V150H116ZM119 151H120V150H119ZM124 151H125V150H124ZM155 151H156V150H154V153H155ZM157 151H158V150H157ZM163 151H164V149H163ZM163 151H162V152H163ZM197 151H198V149H197ZM206 151H207V150H206ZM229 151H228V152H229ZM232 151H233V150H232ZM243 151H244V150H243ZM243 151H242V153H243ZM249 151H250V149H249ZM259 151H260V150H259ZM259 151H258V152H259ZM261 151L259 152V153H260V156H261V155H264V154H261ZM120 152H121V151H120ZM122 152H123V150H122ZM130 152H133V151H132V150L129 151V153H128L129 155H130ZM147 152H149V151H147ZM151 152H153V151H151ZM151 152H150V154H151ZM158 152H159V151H158ZM167 152H168V151H167ZM170 152H169V153H170ZM191 152H192V151H190V153H191ZM204 152H205V151H204ZM216 152H213V154H215ZM218 152H219V151H218ZM236 152H235V153H236ZM262 152H264V151H262ZM73 153H74V152H73ZM73 153H72V154H73ZM115 153H117V152H115ZM145 153H146V151H145ZM165 153H166V151H165ZM169 153H168V154H169ZM193 153H194V151H193ZM222 153H223V152H222ZM222 153H221V155H222ZM231 153H234V152H231ZM245 153H246V151H245ZM245 153H244V154H245ZM255 153H256V152H255ZM74 154H75V153H74ZM74 154H73V156H74ZM76 154H77V152H76ZM120 154H121V153H120ZM131 154H132V153H131ZM143 154H144V153H143ZM143 154H142V155H143ZM159 154H160V153H159ZM161 154H162V153H161ZM196 154H197V152H196ZM198 154H200V152H199ZM198 154H197V156H198ZM204 154H205V153H204ZM216 154H217L216 156H218V154H220V153H216ZM224 154H226V153L224 152ZM228 154H230V153H228ZM236 154H237V153H236ZM236 154H235V155H236ZM240 154H241V152H240L239 155H238L239 158H240ZM244 154H243V156H246V154H248V153H246L245 155H244ZM118 155H119V154H118ZM126 155H127V154H126ZM138 155H139V154H138ZM140 155H141V154H140ZM148 155H149V154H148ZM148 155L145 154V156H143V157H146V156H148ZM153 155H155V154H153ZM200 155H201V154H200ZM231 155H232V154H231ZM233 155H234V154H233ZM235 155H234V156H235ZM257 155H258V153L255 155V157H254L253 155H252L253 158H252V156H250V157H251V159H254V158H256ZM79 156H80V155H79ZM124 156H125V155H124ZM134 156H135V155H134ZM151 156H152V155H151ZM156 156H157V155H156ZM156 156H155V157H156ZM158 156H159V155H158ZM162 156H163V154H162ZM166 156H167V155L165 154L164 157L166 158ZM180 156H181V155H179V157H180ZM182 156H183V155H182ZM182 156H181V158H182ZM186 156H187V155H186ZM186 156H184L183 159L185 158V160H186ZM188 156H190V155H188ZM203 156H204V155H202V157H203ZM209 156L213 157L214 155L212 156V155L209 154ZM209 156H208V157H209ZM226 156H227V155H226ZM228 156H229V155H228ZM228 156H227V157H228ZM74 157H75V156H74ZM77 157H78V156L76 155V158H77ZM80 157H81V156H80ZM122 157H123V155H122ZM125 157H127V156H125ZM132 157H133V156H132ZM143 157H140V158H143ZM172 157H171V158H172ZM177 157H178V156H177ZM198 157H199V156H198ZM202 157H201V158H202ZM206 157H207V156H204L205 159H206ZM218 157L220 158V156H218ZM218 157H217V158H218ZM221 157H222V156H221ZM129 158H131V157L129 156ZM137 158H138V157H137ZM149 158H150V157H149ZM159 158H160V157H159ZM193 158L196 159V157H194V156H193ZM199 158H200V157H199ZM199 158H198V160H199ZM204 158H202V159L204 160ZM215 158H216V157H215ZM233 158H234V157H233ZM233 158L231 157L230 159H233ZM237 158H238V157H237ZM246 158H248V157H246ZM71 159H72V158H71ZM74 159H75V158H74ZM74 159H72V160H74ZM123 159H125V158H122V160H123ZM127 159H128V157H127ZM127 159H126L125 164L130 162V160L127 162ZM131 159H132V158H131ZM147 159H148V158H147ZM202 159H200V160L202 161ZM209 159H211V158H209ZM212 159H213V158H212ZM230 159H228V160H230ZM244 159H245V158H244ZM244 159H241V158H240V160H243V161L247 162V161H246L247 159H246V160H244ZM72 160H71V161H72ZM76 160L79 161V159H75V161H76ZM81 160H82V159H81ZM81 160H80V162H81ZM134 160H135V158H134ZM134 160H131V161H134ZM141 160H142V159H140V162H142V161L144 160V158H143L142 161H141ZM156 160H157V159H156ZM170 160H171V159H170ZM176 160H179V159H176ZM189 160H191V157H190ZM200 160H199V161H200ZM218 160H220V161L222 162V159H218ZM218 160H217L216 163H219ZM223 160L225 161V160H227V159H226V158H225V159L223 158ZM235 160H237L238 163H240V162H239V159H236V156H235ZM235 160H234V161H235ZM135 161H136V160H135ZM146 161H147V160H146ZM149 161H150V159H149ZM152 161H153V159H152ZM157 161H158V160H157ZM160 161H161V159H160ZM166 161H167V160H166ZM166 161H165V162H166ZM192 161H193V160H192ZM192 161H190V162L192 163ZM205 161H206V160H205ZM207 161H208V160H207ZM210 161H211V160H210ZM230 161H231V160H230ZM232 161H233V160H232ZM234 161H233V162H234ZM237 161H236V162H237ZM253 161H254V160H253ZM60 162H61V161H60ZM69 162H70V161H69ZM122 162H123V161H122ZM138 162H139V159H138L137 163H138ZM144 162H145V161H144ZM153 162H154V161H153ZM155 162H156V161H155ZM175 162H176V161H175ZM180 162H181V161H180ZM193 162H194V161H193ZM197 162H198V161H196V163H197ZM202 162H203V161H202ZM241 162H242V161H241ZM261 162L264 163V161H261ZM261 162H260V164H261ZM78 163H79V162H78ZM131 163H132V162H131ZM135 163H136V162H135ZM146 163H147V162H146ZM149 163H150V165L152 164L151 161H150ZM149 163H148V164H149ZM159 163H161V162H159ZM162 163H163V162H162ZM167 163H168V162H167ZM188 163H189V162H188ZM206 163H208V162H206ZM206 163H204V164H206ZM209 163H211V162H209ZM224 163H226V161H225ZM224 163H223V164H224ZM238 163H237V164H238ZM255 163H256V161H255ZM12 164H13V166L10 165V166H9V167H10L9 169H11L12 167H15L16 165H18V167L20 166V167H19V170L22 169V168L25 169V165H23V163L20 164V163H18L17 161H16V162L14 161ZM27 164H28V162H27ZM57 164H58V162H57ZM60 164H61V166H64V165H62V163H60ZM73 164H75V162H73ZM82 164H83V161H82ZM82 164H80V167H81V166H83V167L85 166V165H82ZM120 164H122V165H120ZM120 164H118V165H120V166L123 167V163H120ZM133 164H134V162H133ZM142 164H144V163H142ZM164 164H165V163H163V165H164ZM169 164H171V163L169 162ZM175 164H176V163H175ZM177 164H178V163H177ZM181 164H182V163H181ZM181 164H180V165H181ZM194 164H195V163H194ZM200 164H201V162H200ZM223 164H222V165H223ZM226 164H227V165L224 166V167H227V166H228V162H227ZM230 164H231V163H230ZM243 164H244V163H243ZM247 164H248V163H247ZM247 164H246V165H247ZM0 165H1V164H0ZM14 165H15V166H14ZM29 165H30V164H28V167H29ZM47 165L49 166V164H47ZM71 165H72V163H71ZM116 165H117V164H116ZM140 165H141V163H140ZM140 165H139V166H140ZM145 165H146V164H145ZM145 165H144V166H145ZM150 165H148V166H150ZM159 165H161V167H162V164H159ZM172 165L174 166V162H173ZM186 165H187V164H186ZM255 165H256V164H255ZM34 166H35V164L33 165V167H34ZM67 166H68V163H67ZM77 166H78V164H77ZM125 166H126V165H125ZM146 166H147V165H146ZM148 166H147V167H148ZM152 166H155V165H154V164L151 165V170L154 168V167L152 168ZM156 166H157V165H156ZM168 166H169V165H168ZM188 166H189V164H188ZM190 166H191V165H190ZM209 166H210V165H209ZM220 166H221V165H220ZM220 166H219V168H220ZM230 166H231V165H230ZM232 166H233V165H232ZM248 166H249V165H248ZM248 166H247V167H248ZM259 166H260V165H259ZM1 167L3 168V166H1ZM16 167H17V166H16ZM18 167H17V168H18ZM33 167H31V169H32ZM40 167H41V166H40ZM44 167H46V165H44ZM64 167H66V166H64ZM64 167H63V168H64ZM80 167H79V168H80ZM83 167H82V168H83ZM133 167H136V166H135V165L132 166V169H134ZM147 167H146V168H147ZM157 167H158V166H157ZM166 167H167V166H166ZM175 167H177V166H175ZM194 167H195V166H194ZM202 167H203V166H202ZM242 167H243V166H242ZM244 167H245V166H244ZM247 167H246V168H247ZM250 167H251V166H250ZM250 167H249V168H250ZM255 167H256V166H255ZM35 168H36V167H35ZM49 168H50V167H49ZM60 168H61V167H60ZM68 168H70V164H69ZM71 168H72V167H71ZM74 168H76V167H74ZM86 168H87V166H86ZM86 168H84V169H86ZM115 168H116V166H115ZM127 168H128V167H127ZM129 168L131 169V165L129 166ZM136 168H139V167L137 166ZM136 168H135V169H136ZM140 168H141V167H140ZM144 168H145V167H144ZM162 168L165 169V166L162 167ZM162 168L159 167L160 170H161ZM169 168H172L171 165H170ZM169 168H168V169H169ZM178 168H179V166H178ZM185 168H186V166H185ZM205 168H206V167H205ZM239 168H240V166L238 167V169H239ZM252 168H253V167H252ZM3 169H4V168H3ZM6 169H7V168H6ZM44 169H45V168H44ZM76 169H77V168H76ZM110 169H111V168H110ZM113 169H114V168H113ZM113 169H112V170H113ZM132 169H131V170H132ZM147 169H148V168H147ZM183 169H184V168H183ZM213 169H214V168H213ZM226 169H227V168H226ZM241 169H242V168H241ZM11 170H13V169H11ZM11 170H10V171H11ZM19 170H17V171H19ZM28 170H30V167H29ZM33 170H34V168H33ZM33 170H32V171H33ZM35 170H36V169H35ZM42 170H43V168H42ZM70 170H71V169H70ZM79 170H80V169H79ZM79 170H77V171H79ZM94 170H95V169H94ZM96 170H97V169H96ZM116 170L120 173L121 171H125V170L128 171L129 169H125V170H121V171H119V170L116 168ZM141 170H143V169L141 168ZM160 170H159V171H160ZM172 170H173V169H172ZM174 170H175V169H174ZM184 170H185V169H184ZM223 170H224V169H223ZM233 170H234V169H231V171H233ZM0 171H1V169H0ZM8 171H9V170H8ZM13 171H15V168H14ZM30 171H31V170H30ZM37 171H40V170H36L35 172H37ZM43 171H44V170H43ZM47 171H48V170H47ZM50 171H51V170H50ZM61 171H62V168H61ZM61 171H60V172H61ZM64 171H65V169H64ZM64 171H63V172H64ZM72 171H73V170H72ZM72 171H71V172H72ZM82 171H83V170H82ZM88 171H89V170H88ZM88 171H87V172H88ZM90 171H91V170H90ZM92 171H93V168H92ZM106 171H107V169H106ZM113 171H114V170H113ZM117 171H116V172H117ZM127 171H126V173H127ZM134 171H135V170H134ZM134 171H132L131 173H133ZM137 171H138V170H137ZM139 171H140V169H139ZM165 171H166V170H165ZM167 171H168V170H167ZM199 171H200V170H199ZM202 171H203V170H202ZM240 171H241V170H240ZM253 171H254V170H253ZM6 172H7V171H6ZM6 172H4V173H6ZM28 172H29V171H28ZM63 172H62V175H63ZM68 172H69V169H68ZM75 172H76V171H75ZM79 172H81V171H79ZM116 172H115V173H116ZM140 172H141V171H140ZM145 172H146V171H145ZM156 172L159 173L158 171H156ZM195 172H196V171H195ZM203 172H204V171H203ZM238 172H239V170H238ZM238 172H237V173H238ZM250 172H251V171H250ZM250 172H249V173H250ZM258 172H259V171H258ZM1 173H2V172H1ZM11 173H12V171H11ZM11 173H10V175H11ZM20 173H21V172H20ZM24 173H25V172H23V174H24ZM30 173H31V172H30ZM32 173H33V172H32ZM32 173H31V174H32ZM58 173H59V172H57V175H58ZM108 173H109V170H108ZM119 173H118V174H119ZM124 173H125V172H124ZM134 173H135V172H134ZM157 173H156V174H157ZM162 173H163V171H162ZM184 173H186V172H184ZM208 173H209V172H208ZM234 173H235V172H234ZM13 174H14V172H13ZM13 174H12V175H13ZM26 174H27V170H26ZM33 174H34V173H33ZM69 174H70V173H69ZM112 174H113V173H112ZM116 174H117V173H116ZM136 174H138V173L136 172ZM139 174H140V173H139ZM170 174H171V173H170ZM195 174H196V173H195ZM197 174H198V172H197ZM200 174H201V173H200ZM205 174H207V173H205ZM205 174H204V175H205ZM210 174H211V173H210ZM218 174H219V173H218ZM224 174H225V173H224ZM258 174H259V173H258ZM4 175H5V176H4L3 178L6 177V174H4ZM24 175H25V174H24ZM35 175H36V174H35ZM35 175H34V176H35ZM55 175H56V174H55ZM55 175H54V176H55ZM60 175H61V174H59V176H60ZM67 175H68V174H67ZM159 175H160V173H159ZM204 175H203V176H204ZM216 175H217V174H216ZM238 175L240 176L239 173H238ZM13 176H14V175H13ZM27 176H30V174H27ZM109 176H110V175H109ZM155 176H157V175H155ZM166 176H167V175H166ZM187 176H188V175H187ZM221 176H222V175H221ZM252 176H253V175H252ZM14 177H15V176H14ZM14 177H13V178H14ZM18 177H19V175H18ZM20 177H21V176H20ZM23 177H24V176H22V180H23V179H26V178H23ZM71 177H72V176H71ZM113 177L115 178L116 175H114ZM121 177H122V175H121ZM158 177L160 178L161 175L158 176ZM167 177H168V176H167ZM170 177H171V176H170ZM170 177H168V178H170ZM195 177H196V176H195ZM240 177H241V176H240ZM30 178H31V177H30ZM110 178H112V177H110ZM155 178H156V177H155ZM161 178H162V177H161ZM163 178H164V176H163ZM165 178H166V177H165ZM173 178H174V177H173ZM204 178H205V176H204ZM209 178H210V177H209ZM215 178H216V177H215ZM220 178H221V177H220ZM223 178H224V177H223ZM228 178H229V177H228ZM245 178H246V177H245ZM7 179H8V178H7ZM68 179H69V177H68ZM170 179H171V178H170ZM183 179H184V178H183ZM183 179H182V180H183ZM186 179H187V177H186ZM194 179H195V178H194ZM194 179H192V181H193ZM205 179H206V178H205ZM15 180H16V179H15ZM20 180H21V179H20ZM22 180H21V181H22ZM28 180H29V179L27 178V181H28ZM133 180H134V179H133ZM139 180H140V179H139ZM167 180H168V179L166 178V181H167ZM187 180H188V179H187ZM214 180H215V179H214ZM234 180H236V178H235ZM258 180H259V179H258ZM1 181H2V179H1ZM8 181H9V180H8ZM11 181H13V179H12ZM18 181H19V179H18ZM18 181H17V182H18ZM31 181H33V178H32ZM67 181H68V180H67ZM190 181H191V178H190ZM207 181H209V180H207ZM9 182H10V181H9ZM17 182H16V183H17ZM65 182H66V181H65ZM184 182H185V181H184ZM211 182H212V181H211ZM240 182H241V181H240ZM258 182H259V181H258ZM5 183H6V181H4L2 184H5ZM18 183L20 184V182H18ZM25 183H26V182H25ZM28 183H31V182L28 181ZM61 183L63 184V182H61ZM71 183H72V182H71ZM88 183H89V182H88ZM110 183H111V182H110ZM141 183H142V182H141ZM168 183H169V182H168ZM170 183H171V182H170ZM207 183H209V182H207ZM2 184H0V185H2ZM23 184H24V182H23ZM23 184H20V185H23ZM69 184H70V183H69ZM69 184H68V186H69ZM83 184H84V183H83ZM86 184H87V183H86ZM135 184H136V183H135ZM191 184H192V183H191ZM193 184H194V183H193ZM199 184H200V183H199ZM240 184H242V183H240ZM5 185H7V184H5ZM8 185H9V184H8ZM14 185H15V184H13V186H14ZM17 185H18V184H16L15 186H17ZM73 185H74V184H73ZM158 185H159V184H158ZM189 185H190V184H189ZM204 185H205V184H204ZM206 185H207V184H206ZM221 185H223V184H221ZM249 185H250V184H249ZM24 186H25V184L23 185V187H24ZM64 186L67 187V185H64ZM64 186H63V187H64ZM150 186H151V185H150ZM179 186H180V185H179ZM193 186H194V185H193ZM195 186H196V185H195ZM201 186H202V185H201ZM254 186H255V185H254ZM7 187H8V186H7ZM7 187H6V188H7ZM61 187H62V186H61ZM77 187H78V186H77ZM135 187H136V186H135ZM152 187H153V186H152ZM172 187H173V186H172ZM175 187H176V186H175ZM224 187H225V186H224ZM12 188H13V187H12ZM149 188H150V187H149ZM181 188H182V187H181ZM217 188H218V187H217ZM227 188H228V187H227ZM253 188H254V187H253ZM256 188H257V187H256ZM2 189H4V188H2ZM28 189H29V187H28ZM146 189H148V188H146ZM191 189H192V188H191ZM200 189H201V187H200ZM206 189H207V188H206ZM246 189H248V188L246 187ZM59 190H60V189H59ZM106 190H107V189H106ZM154 190H155V189H154ZM157 190H158V189H157ZM196 190H197V189H196ZM222 190H223V188H222ZM222 190H221V191H222ZM225 190H226V189H225ZM6 191H9V190H6ZM12 191H13V190H12ZM14 191H15V190H14ZM16 191H17V190H16ZM18 191H19V190H18ZM134 191H135V190H134ZM139 191H140V190H139ZM143 191H144V190H143ZM150 191H151V190H150ZM207 191H208V190H207ZM235 191H236V190H235ZM239 191H242V190H239ZM243 191H245V190H243ZM9 192H10V191H9ZM99 192H100V191H99ZM101 192H102V191H101ZM171 192H172V191H171ZM230 192H231V191H230ZM247 192H248V191H247ZM129 193H130V192H128V194H129ZM131 193H132V192H131ZM192 193H193V191H192ZM206 193H207V192H206ZM237 193H238V192H237ZM154 194H155V193H154ZM175 194H176V193H175ZM204 194H205V193H204ZM221 194H222V193H221ZM241 194H242V193H241ZM245 194H246V193H245ZM1 195H2V193H1ZM75 195H76V194H75ZM78 195H79V194H78ZM156 195H157V194H156ZM159 195H161V194H159ZM2 196H5V193H4V195H2ZM2 196H0V198H1ZM106 196H107V195H106ZM113 196H114V195H113ZM212 196H214V195H212ZM78 197H79V196H78ZM100 197H101V196H100ZM132 197H133V196H132ZM230 197H231V196H230ZM245 197H246V196H245ZM156 198H157V197H156ZM183 198H184V197H183ZM189 198H190V197H189ZM206 198H207V197H206ZM222 198H223V197H222ZM251 198H252V197H251ZM254 198H255V197H254ZM106 199H107V198H106ZM119 199H120V198H119ZM130 199H131V198H130ZM132 199H133V198H132ZM161 199H162V198H161ZM174 199H175V201H176V198H174ZM199 199H200V198H199ZM236 199H237V198H236ZM69 200H70V199H69ZM157 200H158V199H157ZM184 200H185V199H184ZM212 200H213V199H212ZM244 200H245V199H244ZM247 200H248V199H247ZM125 201H126V199H125ZM140 201H141V200H140ZM178 201H179V200H178ZM200 201H201V200H200ZM230 201H231V200H230ZM7 202H8V201H7ZM176 202H177V201H176ZM187 202H188V201H187ZM256 202H257V201H256ZM96 203H97V202H96ZM189 203H190V201H189ZM235 203H236V202H235ZM238 203H239V202H238ZM164 204H165V202H164ZM197 204H198V203H197ZM207 204H208V203H207ZM222 204H223V201H222ZM225 204H226V203H225ZM239 204H240V203H239ZM258 204H259V203H258ZM120 205H121V204H120ZM136 205H137V204H136ZM234 205H235V204H234ZM166 206H167V205H166ZM184 206H185V205H184ZM188 206H189V205H188ZM188 206H187V207H188ZM224 206H225V205H224ZM139 207H140V206H139ZM161 207H162V206H161ZM177 207H178V206H177ZM190 207H191V206H190ZM205 207H206V206H205ZM12 208H13V207H12ZM107 208H108V207H107ZM153 208H154V207H153ZM159 208H160V207H159ZM174 208H175V207H174ZM191 208H192V207H191ZM216 208H217V207H216ZM223 208H224V207H223ZM124 209H125V208H124ZM137 209H138V208H137ZM188 209H190V208H188ZM204 209H205V208H204ZM251 209H252V208H251ZM150 210H151V209H150ZM150 210H149V211H150ZM208 210H209V209H208ZM58 211H59V210H58ZM102 211H103V210H102ZM151 211H152V210H151ZM158 211H159V210H158ZM168 211H169V210H168ZM186 211H187V210H186ZM198 211H199V210H198ZM226 211H228V210H226ZM245 211H246V210H245ZM76 212H77V211H76ZM104 212H105V211H104ZM138 212H140V211H138ZM178 212H179V211H178ZM195 212H196V211H195ZM206 212H207V211H206ZM252 212H253V211H252ZM53 213H54V212H53ZM71 213H72V212H71ZM143 213H145V211H144ZM209 213H210V212H209ZM220 213H221V211H220ZM91 214H92V213H91ZM105 214H106V213H105ZM172 214H173V213H172ZM180 214H181V213H180ZM221 214H222V213H221ZM247 214H248V213H247ZM69 215H70V214H69ZM96 215H97V214H96ZM139 215H140V214H139ZM139 215H138V216H139ZM213 215H214V214H213ZM213 215H212V216H213ZM234 215L236 216V214H234ZM240 215H241V214H240ZM91 216H92V215H91ZM148 216H149V215H148ZM179 216H180V215H179ZM184 216H185V215H184ZM203 216H204V214H203ZM123 217H124V216H123ZM128 217H129V216H128ZM134 217H135V216H134ZM171 217H172V216H171ZM187 217H189V216H187ZM214 217H215V215H214ZM124 218H125V217H124ZM126 218H127V217H126ZM200 218H201V217H200ZM221 218H222V217H221ZM221 218H220V219H221ZM262 218H264V217H262ZM72 219H73V218H72ZM100 219H101V218H100ZM210 219H211V218H210ZM88 220H89V219H88ZM195 220H196V218H195ZM204 220H205V219H204ZM226 220H227V219H226ZM244 220H245V219H244ZM248 220H249V219H248ZM253 220H254V219H253ZM8 221H9V220H8ZM50 221H51V220H50ZM50 221H49V222H50ZM121 221H122V220H121ZM141 221H142V220H141ZM209 221H210V220H209ZM242 221H243V219H242ZM245 221H246V220H245ZM56 222H57V221H56ZM65 222H66V221H65ZM93 222H94V221H93ZM93 222H92V223H93ZM109 222H110V221H109ZM147 222H148V221H147ZM154 222H155V221H154ZM226 222H228V221H226ZM231 222H232V221H231ZM236 222H237V221H236ZM246 222H247V221H246ZM73 223H74V222H73ZM114 223H115V222H114ZM125 223H126V222H125ZM129 223H130V222H129ZM131 223H132V222H131ZM166 223H167V222H166ZM176 223L178 224V222H176ZM204 223H205V222H204ZM50 224H51V223H50ZM139 224H141V223H139ZM154 224H155V223H154ZM174 224H175V223H174ZM187 224H188V223H187ZM207 224H208V223H207ZM223 224H224V222H223ZM247 224H248V223H247ZM247 224H246V225H247ZM257 224H258V223H257ZM152 225H153V224H152ZM182 225H183V224H182ZM246 225H244V226H246ZM35 226H36V225H35ZM81 226H82V225H81ZM90 226H91V225H90ZM103 226H104V225H103ZM103 226H102V227H103ZM120 226H121V225H120ZM141 226H142V225H141ZM159 226H160V225H159ZM159 226H158V227H159ZM183 226H184V225H183ZM187 226H188V225H187ZM222 226H223V225H222ZM237 226H238V225H237ZM237 226H235V227H237ZM17 227H18V226H17ZM72 227H73V226H72ZM84 227H85V226H84ZM84 227H82V228H84ZM107 227H108V226H107ZM178 227H179V226H178ZM216 227H217V226H216ZM219 227H220V226H219ZM223 227H224V226H223ZM10 228H11V227H10ZM13 228H14V227H13ZM35 228H36V227H35ZM50 228H51V227H50ZM120 228H121V227H120ZM125 228H126V227H125ZM154 228H155V227H154ZM180 228H181V227H180ZM212 228H213V227H212ZM227 228H228V227H227ZM246 228H247V227H246ZM253 228H254V227H253ZM7 229H8V227H7ZM7 229H6V230H7ZM68 229H69V228H68ZM98 229H99V228H98ZM139 229H140V228H139ZM221 229H223V228L221 227ZM230 229H231V228H230ZM27 230H28V229H27ZM42 230H43V229H42ZM42 230H41V231H42ZM82 230H83V229H82ZM84 230H85V229H84ZM184 230H186V229H184ZM184 230H183V231H184ZM218 230H219V229H218ZM247 230H248V229H247ZM256 230H257V229H256ZM86 231H88V230H86ZM98 231H99V230H98ZM124 231H125V230H124ZM220 231H221V230H220ZM231 231H232V230H231ZM60 232H61V231H60ZM153 232H154V231H153ZM218 232H219V231H218ZM23 233H24V232H23ZM42 233H43V231H42ZM122 233H123V232H122ZM138 233H139V231H138ZM199 233H200V232H199ZM223 233H224V232H223ZM257 233H258V232H257ZM18 234H19V233H18ZM61 234H62V233H61ZM115 234H116V233H115ZM127 234H130V233L128 232ZM162 234H163V233H162ZM201 234H202V233H201ZM246 234H247V233H246ZM261 234H262V233H261ZM42 235H43V234H42ZM112 235H113V234H112ZM159 235H160V234H159ZM172 235H173V233H172ZM183 235H184V234H183ZM193 235H194V234H193ZM210 235H211V234H210ZM235 235H236V234H235ZM244 235H245V234H244ZM247 235H248V234H247ZM249 235H250V234H249ZM254 235H255V234H254ZM7 236H8V234H7ZM47 236H48V235H47ZM60 236H61V235H60ZM78 236H79V235H78ZM78 236H77V237H78ZM95 236H96V235H95ZM136 236H137V235H136ZM136 236H135V237H136ZM157 236H158V235H157ZM222 236H223V235H222ZM250 236H251V235H250ZM22 237H23V236H22ZM53 237H54V235H53ZM105 237H106V236H105ZM153 237H154V236H153ZM159 237H161V236H159ZM194 237H195V236H194ZM225 237H226V236H225ZM245 237H247V236H245ZM259 237H260V236H259ZM8 238H10V237H8ZM42 238H43V237H42ZM83 238H84V237H83ZM131 238H132V237H131ZM155 238H156V237H155ZM189 238H190V237H189ZM222 238H223V237H222ZM26 239H27V238H26ZM53 239H54V238H53ZM70 239H71V238H70ZM94 239H95V238H94ZM110 239H111V238H110ZM161 239H162V238H161ZM183 239H184V238H183ZM55 240H56V239H55ZM86 240H87V239H86ZM121 240H122V239H121ZM124 240H125V239H124ZM261 240H262V239H261ZM8 241H9V240H8ZM143 241H144V240H143ZM151 241H152V240H151ZM169 241H170V240H169ZM188 241H189V240H188ZM203 241H204V239H203ZM206 241H207V240H206ZM210 241H211V239H210ZM243 241H244V239H243ZM251 241H252V240H251ZM30 242H31V241H30ZM145 242H146V241H145ZM152 242H153V241H152ZM166 242H167V241H166ZM174 242H175V241H174ZM255 242H256V241H255ZM75 243H76V242H75ZM98 243H99V242H98ZM124 243H125V242H124ZM167 243H168V242H167ZM170 243H171V242H170ZM175 243H176V242H175ZM181 243H182V242H181ZM224 243H225V241H224ZM224 243H223V244H224ZM226 243H227V242H226ZM235 243H236V242H235ZM241 243H242V242H241ZM252 243H253V242H252ZM262 243H264V242H262ZM80 244H81V243H80ZM86 244H87V243H86ZM116 244H117V243H116ZM127 244H128V243H127ZM139 244H140V243H139ZM198 244H199V243H198ZM218 244H219V243H218ZM220 244L222 245V242H221ZM242 244H243V243H242ZM247 244H249V243L247 242ZM259 244H260V242H259ZM13 245H14V244H13ZM41 245H42V244H41ZM182 245H184V244H182ZM191 245H192V244H191ZM203 245H204V244H203ZM209 245H210V244H209ZM214 245H215V244H214ZM221 245H220V246H221ZM256 245H257V244H256ZM80 246H81V245H80ZM92 246H93V245H92ZM138 246H139V245H138ZM140 246H141V245H140ZM179 246H180V245H179ZM189 246H190V245H189ZM249 246H250V244H249ZM254 246H255V245H254ZM262 246H264V245H262ZM16 247H17V246H16ZM131 247H132V246H131ZM166 247H167V246H166ZM174 247H175V246H174ZM176 247H178V246H176ZM193 247H194V246H193ZM195 247H196V246H195ZM203 247H204V246H203ZM218 247H219V246H218ZM223 247H224V246H223ZM233 247H234V246H233ZM237 247H238V246H237ZM239 247H241V246H239ZM239 247H238V248H239ZM242 247H243V246H242ZM73 248H74V247H73ZM76 248H77V247H76ZM78 248H79V247H78ZM148 248H149V247H148ZM150 248H152V247H150ZM180 248H182V247H180ZM208 248H209V247H208ZM219 248H220V247H219ZM226 248H227V247H226ZM0 249H1V248H0ZM55 249H56V248H55ZM80 249H81V248H80ZM139 249H140V248H139ZM209 249H210V248H209ZM216 249H217V248H216ZM223 249H224V248H223ZM232 249H233V248H232ZM249 249H250V248H249ZM120 250H121V249H120ZM193 250H194V248H193ZM193 250H192V251H193ZM212 250H213V249H212ZM245 250H246V249H245ZM245 250H244V251H245ZM11 251H12V250H11ZM197 251H198V250H197ZM213 251H214V250H213ZM235 251H236V250H235ZM241 251H242V250H241ZM241 251H239V254H240ZM252 251H254V250L252 249ZM52 252H53V251H52ZM65 252H66V251H65ZM134 252H136V251H134ZM138 252H139V251H138ZM153 252H154V251H153ZM180 252H181V250L179 251V253H180ZM193 252H194V251H193ZM195 252H196V251H195ZM221 252H222V251H221ZM255 252H256V251H255ZM70 253H71V252H70ZM77 253H78V252H77ZM120 253H121V252H120ZM123 253H125V252H123ZM155 253H156V252H155ZM181 253L183 254V252H181ZM225 253H226V252H225ZM54 254H55V253H54ZM125 254H126V253H125ZM192 254H193V253H192ZM200 254H201V253H200ZM202 254H203V252H202ZM202 254H201V255H202ZM222 254H223V253H222ZM232 254H233V253H232ZM80 255H81V254H80ZM109 255H110V254H109ZM111 255H112V254H111ZM115 255H116V254H115ZM120 255H121V254H120ZM176 255H177V254H176ZM188 255H190V254H188ZM193 255H194V254H193ZM197 255H198V254H197ZM233 255H234V254H233ZM236 255H237V254H236ZM251 255H252V254H251ZM27 256H28V255H27ZM59 256H60V255H59ZM103 256H104V255H103ZM123 256H124V254H123ZM156 256H157V255H156ZM181 256H182V255H181ZM203 256H204V255H203ZM226 256H227V255H226ZM226 256H225V257H226ZM230 256H231V255H230ZM240 256H241V255H240ZM22 257H23V256H22ZM24 257H26V256H24ZM24 257H23V258H24ZM94 257H95V256H94ZM125 257H126V256H125ZM125 257H124V258H125ZM159 257H160V256H159ZM209 257H210V256H209ZM252 257H253V256H252ZM255 257H256V256H255ZM255 257H254V258H255ZM262 257H264V256H262ZM262 257H261V258H262ZM82 258H83V257H82ZM109 258H110V257H109ZM115 258H116V257H115ZM133 258H134V257H133ZM142 258H143V257H142ZM177 258H178V257H177ZM177 258H176V259H177ZM213 258H214V257H213ZM226 258H227V257H226ZM230 258H231V257H230ZM237 258H238V257H237ZM69 259H70V258H69ZM111 259H112V258H111ZM131 259H132V258H131ZM131 259H130V260H131ZM155 259H156V258H155ZM165 259H166V258H165ZM170 259H171V258H170ZM193 259H194V258H193ZM211 259H212V258H211ZM215 259H216V258H215ZM215 259H213V260H215ZM221 259H223V258L221 257ZM227 259H228V258H227ZM82 260H83V259H82ZM85 260H86V259H85ZM93 260H94V259H93ZM119 260H120V259H119ZM156 260H157V259H156ZM159 260H160V259H159ZM188 260H190V259H188ZM228 260H229V259H228ZM228 260H227V261H228ZM88 261H89V260H88ZM126 261H127V260H126ZM153 261H154V260H153ZM191 261H192V260H191ZM215 261H216V260H215ZM217 261H218V260H217ZM217 261H216V262H217ZM227 261H226V262H227ZM76 262H77V261H76ZM80 262H81V261H80ZM89 262H90V261H89ZM117 262H119V261H117ZM148 262H149V260H148ZM168 262H169V259H168ZM226 262H224V263H226ZM240 262H241V259H240ZM73 263H74V262H73ZM77 263H78V262H77ZM105 263H106V262H105ZM105 263H104V264H105ZM121 263H122V262H121ZM162 263H163V262H162ZM175 263H176V262H175ZM206 263H207V262H206ZM213 263H215V262H213ZM228 263H229V262H228ZM236 263H237V262H236ZM249 263H250V262H249ZM8 264H9V263H8ZM114 264H115V263H114ZM138 264H139V262H138ZM169 264H170V263H169ZM176 264H177V263H176ZM200 264H201V263H200ZM211 264H212V263H211ZM219 264H220V262H219Z\"/></svg>",
  "mask_w": 264,
  "mask_h": 264
}]
</instances>
